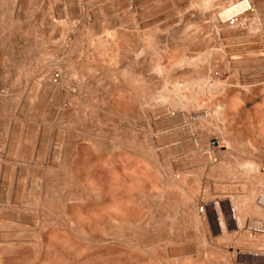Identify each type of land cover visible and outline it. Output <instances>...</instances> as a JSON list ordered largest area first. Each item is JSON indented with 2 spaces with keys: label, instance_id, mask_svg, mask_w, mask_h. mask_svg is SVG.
<instances>
[{
  "label": "rangeland",
  "instance_id": "rangeland-1",
  "mask_svg": "<svg viewBox=\"0 0 264 264\" xmlns=\"http://www.w3.org/2000/svg\"><path fill=\"white\" fill-rule=\"evenodd\" d=\"M7 2L8 3V1H10V0H0V4L2 5V2H3V5H2V7H4L7 3H5L4 4V2ZM12 1V0H11ZM9 2L10 3V5L9 4H7V5H9L8 6V8L6 9V8H2V7H0V18H1V20H0V32H1V38H0V48L2 49H0V83H2V84H4L3 86H2V84H0V86H2L0 89H1V91H0V102H4L5 103V101H7V100H5V94L7 93V95H9V99H10V97H12L14 94H16V95H14L13 96V98H12V100H14V101H18V99L20 100V99H22V98H24L25 96L27 97V95H32V93H34L33 92V89L32 88H30V89H28L30 86H29V84L31 83V81H32V79H33V77L34 76H36V75H34V74H38V73H40L41 74V72H43V73H45L44 71H46L47 72V74L45 73L44 75H46L45 77H49V76H51V77H53L52 79L50 78H47L48 80H46L47 82L49 81V80H52V81H49L48 83H50V82H53L54 83V85H59L58 83H59V79L64 75V73H67V75H68V73H70V72H72V70H76V74H80L81 75V70H83V67H84V69H85V71L88 73V75H86L85 76V78L87 79V81L89 82L90 80H92L93 79V75H95L96 73H94V72H89L88 71V69L86 68V66H83L82 67V64H81V62H77L75 65H68V63L65 61L66 60V57H67V53H69V51L71 52V50H68L67 49V51H66V47H68V45L70 44V47H69V49H71V48H77V46L79 45V43L81 42L82 43V41L84 40V39H87V37H90L89 35H93V36H95L93 33H95V32H97V34H100L104 29H105V27H103L104 26V23L106 24L105 26H107V28H108V26H110L111 25V27L113 26L112 24H114V23H112V22H115V24H117L116 22H119L117 19H122L124 22L123 23H125V21H126V19H128V20H130V19H133V17L135 18L134 20L137 22L138 20V18H137V16L135 15V13L134 12H130L129 14H127L126 15V13H123V11H125V8L121 11H119L117 14H118V16L119 17H121V18H118V17H116L117 16V14L116 13H114L115 15V18H117V19H115V18H111L112 16H113V14H112V12H111V10H112V7L111 8H108L107 10H106V8H104L103 9V12H102V8H98L99 10H101V13H104V14H99V11L97 10V8L95 9V12H96V14H95V16L97 15L98 16V14H99V16H101V17H97V20H94L93 22H92V27L88 24V21H87V23H86V20H87V16H84V15H86V12H84L85 10H86V8H85V6H82V7H79V8H82V9H80V11L82 10L83 11V9H85L83 12H82V18H83V20H84V22H82V24H80V25H82V26H84V27H81L80 25H78L79 26V28H78V26H76V25H74V23H73V29H72V27H71V25H72V22L73 21H69V20H67L66 18H64V21H66V22H64L63 21V23H57L58 25H61V26H66V27H61V26H58L56 23H53V24H47V23H42V21H41V23H42V26H40L41 25V23H40V20L38 21V20H36L35 18H34V14L35 13H37V10L39 9L42 13H40V11H38L39 13H37V15H43V14H48L47 15V17L51 14V16H56V15H61V14H63L61 11H59L58 10V7H56V6H54V2H55V0H50L51 1V3H49L48 2V0H39V1H41V2H35V1H38V0H34V2H33V0L31 1V0H28L29 1V3L27 2L26 3V1L27 0H22V2H25V3H23V7H24V5H28V7H24V8H22V10H21V13H23L22 11H25L23 14H21V13H19V19H15V21H12L14 18H15V15L13 14V12H12V10H13V7L12 8H10V6H13V2L15 1V0H13V2ZM42 1H45V2H42ZM47 1V2H46ZM54 1V2H53ZM80 0H77V2L74 0V3L76 2V3H78ZM153 1V0H152ZM152 1H150V5L149 6H151L150 8H151V16L153 17V19H152V17L150 16V19H151V23H150V28H149V31L151 30V32H149L150 33V36L151 37H155L156 38V40H154V42L156 41V44L158 43V42H160L161 40H163V43H162V41H161V43L159 44L158 43V45H160V46H158L159 47V51H157L158 50V47H155V46H157V45H155V43L154 44H152L153 45V47L152 48H154L155 47V50H156V52H159V54L158 53H156V58H155V54L153 53V51H155L154 49L153 50H151V53H150V57H148V58H150V61H151V66H153V68H154V66L156 65V70H155V72H159V70L157 69L158 68V66L161 64H163V61H164V59H165V62H164V66H165V63H166V60H167V63H170V61H177V59H178V57L176 56L175 57V55H178V56H180L181 54L182 55H184L185 54V52H184V50L186 51V59L187 60H189L188 62H193V60H196V59H198L197 57H199V56H197L198 55V53L200 54V56H201V53L200 52H198L197 53V51L198 50H196V46L194 45V43H191L189 40H187V39H184V37L182 36V34H181V28H183V26H185V25H189L190 24V27H193V26H196V27H198V26H200V24H209L210 22H212L211 20H210V18L209 17H206V18H209V20L208 19H206L205 21H203L204 19H202V18H199L200 16L198 15L199 13H197L198 12V10H197V8H195V7H193V6H198V0H156V2L158 3H156V7L153 5V4H155V3H153ZM162 1H164V2H162ZM168 2V3H166V2ZM171 1V2H170ZM195 1H197V2H195ZM220 1V0H219ZM222 1H224V0H222ZM222 1H220V2H218L217 1V4H216V1L213 3V9L215 10L216 8L219 10V7L221 6L220 4H222L223 2ZM57 3H58V1H56ZM170 2V3H169ZM194 2H195V4H194ZM35 3V4H34ZM38 3V4H37ZM41 3H43V4H41ZM75 3V5H77ZM152 3V4H151ZM159 3H161V4H159ZM166 3V4H165ZM192 4V6H191V4ZM224 3H226V5H229V0H227V1H224ZM224 3L222 4V6L224 5ZM228 3V4H227ZM31 4H33V6L31 5ZM48 4H51V6L50 5H48ZM79 4H80V6H81V4H82V0L79 2ZM78 4V5H79ZM164 4V5H163ZM189 4V5H188ZM197 4V5H196ZM220 6H219V5ZM0 5V6H1ZM7 5H6V7H7ZM38 6V8L36 9L35 8V6ZM42 5H45V6H43V7H41ZM48 5V6H47ZM167 5H172L171 7L170 6H168L167 8H166V6ZM175 5V6H174ZM159 6H160V8H159ZM164 6H165V8H164ZM188 8H187V7ZM191 6V7H190ZM217 6H219V7H217ZM221 6V7H222ZM30 7L32 8V10H30ZM41 9H40V8ZM47 8V9H45V8ZM52 8L53 9V11L54 12H56L55 14H52V12L53 11H51V9L50 8ZM53 7H55V8H53ZM173 7V8H172ZM177 7V8H176ZM185 9H184V8ZM190 7V8H189ZM216 7V8H215ZM28 8V9H27ZM49 8V9H48ZM155 8V10H153L152 11V9H154ZM163 9V10H160V9ZM187 8V9H186ZM24 9V10H23ZM26 9V10H25ZM35 10V12H34V10ZM58 10V11H55V10ZM111 9V10H110ZM158 9V10H157ZM196 9V10H195ZM217 9L215 10V11H217ZM5 10H7V11H5ZM29 10V11H28ZM43 10H45V11H47L48 10V13L47 12H45L44 13V11ZM97 10V11H96ZM161 12H160V11ZM177 10V11H176ZM193 10V11H192ZM212 10V9H211ZM210 10V11H211ZM214 10H212V12L211 13H214L215 11ZM26 11H27V13H26ZM32 11V12H31ZM110 11V12H109ZM114 12L116 11V10H113ZM165 11V12H164ZM171 11V12H170ZM185 11L187 12V13H185ZM209 11V12H210ZM214 11V12H213ZM31 12V13H30ZM59 14H58V13ZM160 12V13H159ZM180 12H181V14H180ZM189 12V13H188ZM4 13V14H3ZM11 13L13 14V15H11ZM107 13V14H106ZM112 15H111V14ZM153 13H155V14H153ZM156 13H158V14H156ZM162 13H164V14H162ZM29 14H31V16L29 15ZM34 16H33V15ZM109 17L110 15V17L108 18L106 15ZM124 14L126 15V17L124 16ZM133 14V15H132ZM170 14V15H169ZM208 14H210V13H208ZM262 14L263 15H260L261 17H262V19H263V21L261 20V22H262V29H263V37H264V26H263V22H264V9H262ZM3 15V16H2ZM103 15H105V16H103ZM121 15V16H120ZM155 15V16H154ZM156 15H157V17H156ZM180 15H181V17H180ZM183 15V16H182ZM186 15V16H185ZM44 16H46V15H44ZM51 16H49V17H51ZM62 16H64V14L62 15ZM124 16V17H123ZM129 16V17H128ZM130 16H131V18H130ZM136 16V17H135ZM166 16V17H165ZM193 16V17H192ZM85 17H86V19H85ZM105 17V18H104ZM123 17V18H122ZM170 17V18H169ZM175 17V18H174ZM261 17H260V19H261ZM33 18L36 20H34V21H32L33 20ZM105 20V19H107V20H105L104 22H103V20ZM130 18V19H129ZM163 18V19H162ZM66 19V20H65ZM113 19V20H112ZM114 19L115 20H117V21H114ZM165 19V20H164ZM182 19V20H181ZM190 19V20H189ZM201 19H202V21H201ZM18 20H19V22H18ZM22 20V21H21ZM24 20V21H23ZM28 20H31V21H28ZM100 21V22H97V23H99V25L96 23V21ZM112 22H111V21ZM122 20H120V21H122ZM127 20V21H128ZM155 22H154V21ZM193 20V21H192ZM25 21H26V23H25ZM27 21L29 22V23H31V24H29V23H27ZM38 21V22H37ZM127 21H126V23H127ZM133 21V20H132ZM169 21V22H168ZM190 21V22H189ZM1 22H3V23H1ZM14 22H15V24H14ZM68 22V23H67ZM103 24H102V23ZM129 22H131V20L129 21ZM129 22L127 23L128 25H135V23H130L129 24ZM134 22V21H133ZM160 22V23H159ZM182 22V23H181ZM186 22V23H185ZM207 22V23H206ZM23 23H25V24H23ZM34 25H33V24ZM71 23V24H70ZM94 23V24H93ZM111 23V24H110ZM194 23H196L197 25H195ZM30 25V27L31 28H33L34 26L36 27L37 26V28H36V31H35V29L34 30H30V27H29V25ZM43 24H44V26H43ZM55 24L57 25V27L55 26ZM65 24H67V25H65ZM83 24H85V25H83ZM100 24H102V25H100ZM178 24H180V26L178 25ZM192 24V25H191ZM261 24V23H260ZM13 25V26H12ZM22 25V26H21ZM46 25H49V27H47ZM50 25H52V27H50ZM95 25V26H94ZM133 25V26H134ZM153 25V26H152ZM175 25V26H174ZM211 25H212V23H211ZM3 26V27H2ZM7 26V27H6ZM14 26H15V28H14ZM20 26V28H18ZM26 26H28V27H26ZM55 26V27H54ZM88 26L89 27V29L88 30H86L87 28L86 27ZM158 26V27H157ZM179 26V27H178ZM9 27H12V28H9ZM27 29H25V28ZM41 29H40V28ZM43 27H47V29L46 30H44L45 28H43ZM61 27V28H60ZM91 27V28H90ZM97 27V28H96ZM100 27V28H99ZM101 27H103V28H101ZM178 27V28H180V29H177V31L175 30L176 28ZM3 28H5L6 30H4ZM23 28V30H19V29H22ZM29 28V29H28ZM48 28H50L49 29V31H47L48 30ZM75 28V29H74ZM82 28V29H81ZM83 28H85V31H84V29ZM97 29V31L95 30V29ZM98 28L100 29V30H98ZM110 28V27H109ZM151 28H153V31H155V32H152V29ZM171 28H173V30H170ZM195 28V27H194ZM1 29H2V31H1ZM11 29V30H10ZM13 29V30H12ZM16 29V30H15ZM17 29L19 30V31H17ZM39 29V30H38ZM51 29H53V30H51ZM54 29H56V30H54ZM59 29H62V30H59ZM91 29V30H90ZM191 29H193V28H191ZM197 29V28H196ZM30 30V31H29ZM43 30L44 31H46L47 32V36L49 37H44L45 36V34H46V32H44L43 34H40V32L42 33L43 32ZM58 30H59V32H58ZM69 30V32H67ZM76 32V30H78V31H80V32H78V34L79 33H81V37H82V39H81V37L79 36L78 37V34H75V32ZM164 30V31H163ZM179 30V31H178ZM195 29H193V31H194ZM8 31V32H7ZM40 31V32H39ZM50 31H52V32H50ZM57 31V32H56ZM73 31V32H72ZM81 31H83V32H81ZM89 31H91V32H89ZM157 31V32H156ZM33 32V33H32ZM34 32H37V34L41 37V39H40V37L37 35L36 36V33L34 34ZM49 32V33H48ZM54 32H56V34L60 37L59 39H58V36H56L57 37V39H55L56 37H55V33ZM85 32V33H84ZM89 33V35H87L88 33ZM93 32V33H92ZM100 32V33H99ZM166 34H165V33ZM169 32V33H168ZM262 32H261V34H262ZM20 33H24V35L25 34H27L26 36H25V38H23V36L24 35H22V34H20ZM63 33V37L61 38V34ZM68 33V34H67ZM77 33V32H76ZM84 33V35L82 36V34ZM91 33V34H90ZM152 33H153V35L155 34V33H157L155 36H152ZM160 33V34H159ZM168 33V34H167ZM12 34L14 35L13 37H12ZM54 34V35H53ZM60 34V35H59ZM67 34V35H66ZM86 34V35H85ZM96 34V33H95ZM158 34H159V36H158ZM162 34V35H161ZM164 34V35H163ZM180 34V35H179ZM19 35H21V36H19ZM33 35H35L36 37H38V40H37V38L35 39V40H33L34 38H35V36L33 37ZM42 35V36H41ZM50 35H51V38H50ZM53 35V36H52ZM73 35H75L74 37H73ZM91 35V36H92ZM176 35V36H175ZM27 36L30 38V39H32V41L31 42H33V41H39L40 42V40L42 41V43L40 42V46L38 45V47H37V45H36V43H39V42H33V43H31V44H33V46H34V48H32V47H29L28 45H30L31 46V44H29L30 43V40L29 39H27L26 40V38H27ZM65 36V37H64ZM66 36H70V37H72V38H75V39H81V41L80 42H78L79 40H75L74 39V41H73V43L71 44V43H69L68 41H67V43L68 44H66L65 43V41L64 40H62L63 38H65L66 39ZM156 36H158V39L160 38V40L158 41V39H157V37ZM179 36H180V38H179ZM4 37V38H3ZM18 37V38H17ZM32 37V38H31ZM54 37V38H53ZM84 37V38H83ZM178 37V38H177ZM183 37V38H182ZM250 37V39H251V37H253V36H248L247 38H249ZM17 38V39H16ZM20 38H23V39H25V42L27 43V44H25V42H24V40H23V42H22V40H21V42L22 43H20ZM46 40H45V39ZM155 38H152V39H155ZM162 38V39H161ZM178 39V40H175V39ZM241 39V40H239L240 41V43L241 42H243V44L241 43V46H240V43L239 42H234V43H232V45L234 46V50H232V52H234V53H236L235 55H234V53H232L234 56L233 57H236V59H238L237 61L242 65V63H244V60H242V58L243 57H245V56H249L248 55V53L250 52L249 50L251 49V46H250V42H248V39ZM254 38V37H253ZM252 38V39H253ZM44 39V40H43ZM49 39H53V40H49ZM180 39H184L183 41H184V44H183V42H182V40H180ZM249 39V40H250ZM2 40H3V42H2ZM19 41V42H17V41ZM29 40V41H28ZM167 41V43H166V41ZM244 40V41H243ZM245 40H246V42H245ZM46 42V44H49V45H51V44H53V45H51V46H44L45 44V42ZM53 41H54V43H53ZM59 41L61 42L59 45H61V44H64L65 45V47H64V45H61V48L62 47H64L63 49H64V51H63V49L61 50V48H59V47H57L56 46V44L55 43H59ZM64 41V43H62ZM171 41V42H170ZM177 41V42H176ZM179 41V42H178ZM181 41V42H180ZM2 42V43H1ZM44 42V43H43ZM49 42H51V44L49 43ZM4 43V44H3ZM10 43V44H9ZM20 43V44H19ZM75 43L77 44L78 43V45H75ZM133 43H135L134 41H133ZM166 43V44H165ZM177 43H179V44H177ZM182 43V44H181ZM188 45L189 44V46H187L186 44ZM191 43V44H190ZM214 43V42H213ZM213 43H211L212 45H214ZM237 43L239 44V45H237ZM4 46H3V45ZM13 44V45H12ZM16 44V45H15ZM36 45V47H35V45ZM42 44H44L43 46L44 47H46L45 49H43L42 50V48L43 47H41L42 46ZM175 44H177V46L178 47H173L172 45H175ZM193 44V45H192ZM245 44V45H244ZM10 45V46H9ZM14 46L15 47V50H14V47H12V46ZM19 45V46H18ZM26 45H27V48L29 47V49H27L26 48ZM56 46L54 49H57V50H59V51H63L62 52V54H60L59 56H63V57H60V58H58L59 56L57 55L58 53H60L59 51H57L58 53L56 54L54 51H56V50H54L53 51V47L52 46ZM165 47V45L167 46L165 49H161V48H164L163 46ZM182 45V46H181ZM184 45V46H183ZM186 45V46H185ZM76 46V47H75ZM172 46V47H171ZM192 46H195V47H192ZM242 46H244V49L242 48ZM9 48V50L11 49L12 51V53L8 50V48ZM11 47V48H10ZM25 49H24V48ZM52 47V48H51ZM181 47H187L186 49H183V53H182V48ZM235 47H236V49H237V47H238V50H236L235 49ZM13 48V49H12ZM30 48H32V49H30ZM36 48V50H39V51H37L38 53H43V54H40V55H44L45 54V56L48 54L49 56H51L53 53H55L57 56H51V58L52 57H56V58H58V61L55 59V60H53V58H52V60H49L50 59V57L48 58L47 56L45 57V58H43V57H41L40 56V59L42 58V62H40V60H39V54H37V53H32L31 52V54L29 53L31 50L32 51H34V49ZM38 48V49H37ZM40 48H41V50H42V52L40 51ZM49 49V51H50V48H51V51H53V52H49L48 51V49ZM151 48V49H152ZM169 48H170V51H172V53L174 52V50L176 49V48H178V51H177V49H176V51H175V55H174V58H175V60H174V58L172 59V58H170V56H172L171 54V52L169 51ZM171 48H173L172 50H171ZM175 48V49H174ZM189 48V49H188ZM191 48V49H190ZM192 48H194V51H193V49ZM249 48V49H248ZM4 49H6V50H4ZM22 49H23V51H22ZM27 49V50H26ZM168 49V52L169 53H171L170 54V56H167V53L168 52H165L164 50H167ZM242 49V50H241ZM4 50V51H3ZM8 50V51H7ZM13 50H14V53H13ZM28 50H30L29 52H28ZM35 50V51H36ZM75 50L76 49H74V51H73V53L75 52ZM164 51L165 52V55H164V52H162V51ZM192 50V51H191ZM215 51H217L218 49H214ZM214 50H212V52L214 51ZM239 50H241V51H239ZM246 50H247V53H246ZM34 51V52H35ZM45 51V52H44ZM46 51H48V52H46ZM179 51H181V52H179ZM211 51V50H210ZM239 51V52H238ZM243 51H245V53L247 54H245ZM8 52V53H7ZM23 52V53H22ZM66 52V53H65ZM176 52H179L178 54H176ZM188 52H190V53H197V54H188ZM212 52H210V54H213L214 56H215V52L214 53H212ZM218 52V51H217ZM240 52H241V54H240ZM17 53V54H16ZM27 53V54H26ZM29 53V54H28ZM47 53V54H46ZM64 53V54H63ZM72 53V52H71ZM162 53V54H161ZM168 53V54H169ZM21 54V55H20ZM25 54V55H24ZM37 54V55H36ZM55 54H53V55H55ZM174 54V53H173ZM180 54V55H179ZM203 54V53H202ZM243 54V55H242ZM245 54V55H244ZM19 57H18V56ZM29 55H34V57H35V55H36V57L38 58V60H39V62L41 63H39V65L37 66V63H38V61H37V59L36 58H33V57H31V56H29ZM152 55V56H151ZM157 55H159V57H160V62L158 63H154V61H156L155 59H157ZM161 55V56H160ZM180 56L181 58L183 57V56ZM190 55V56H189ZM193 55V56H192ZM195 55H196V58H195ZM237 55V56H236ZM240 55V56H239ZM165 56H167V58L165 57ZM188 56V57H187ZM216 56L218 57V55L216 54ZM25 57V58H24ZM189 57H194L193 58V60H192V58H189ZM221 57H223V56H221ZM219 58L221 61H223L224 62V57L223 58ZM170 58V59H169ZM211 58H213V57H211ZM241 58V59H240ZM21 59V60H20ZM35 59H36V61H35ZM52 61V62H54L53 63V66L55 67V68H57V70L54 68V70H53V67H52V63H50V65H49V61ZM59 59L61 60V62H63L62 63V65H60L61 64V62L59 61ZM159 59V58H158ZM161 59H163V60H161ZM172 59V60H171ZM191 59V60H190ZM218 59V60H219ZM13 60V61H12ZM35 62H34V61ZM43 60H46V61H43ZM63 60V61H62ZM219 60V61H220ZM240 60H242L243 62L241 63L240 62ZM22 61V62H21ZM28 61V62H27ZM56 61L57 62H59L58 64H56ZM157 61H159V60H157ZM4 62V63H3ZM31 62V63H30ZM37 62V63H36ZM47 62V63H46ZM66 62V63H65ZM195 62V61H194ZM11 65H10V64ZM17 63V64H16ZM18 63H20L19 65H18ZM22 63V64H21ZM174 63V62H173ZM16 64V65H15ZM24 64V65H23ZM31 65V67H30V65ZM32 64H33V66H32ZM46 64H48L47 66H44V65ZM66 66H65V65ZM158 64V65H157ZM171 64H172V62H171ZM175 64V63H174ZM182 64V63H181ZM180 64V65H181ZM239 64V65H240ZM3 65V66H2ZM41 65V66H40ZM55 65H57V67L55 66ZM160 65V66H161ZM167 65V64H166ZM178 65L177 66V68L179 69V71H178V69H173V71L175 72H178V74L176 75L173 71H172V65H171V67H170V65H167V66H165V67H168L169 69H171V70H169V71H172L171 73L169 72V71H167V69H166V71L167 72H169L170 74H172V75H170L169 73L167 74V72H166V75L167 76H165V71H162V72H164V75H163V73L160 71L159 72V76L161 77H159V78H156V79H161V80H156L155 78H154V81H155V83H154V81H153V83L151 82V84H150V87H146V88H150V92H152L153 91V93H154V95H158L159 93H162V94H164L165 92L167 93V91L171 94V92L173 93L174 92V88H176V87H178L179 86V88H177L178 89V91L180 92H178L177 90H176V92H174L172 95H171V97L173 96V98H170V100H172L173 101V99H174V97L176 98V99H180V98H182V99H180V100H182L181 102H182V104H186L185 106L187 107V106H189V109H187L185 106V108L186 109H176L175 111H179V112H181L182 111V113L185 115V116H187V114H188V112H187V110H192L193 108H194V106H195V108H199V107H197V104L200 106V105H202L203 103H204V105L203 106H201V108H205V107H207V109H209V106L212 108L213 106L214 107H216V109H219V110H221V111H225V108H227L228 107V103H226V104H224V106L222 107H220L218 104L219 103H217L216 104V100H218L219 99V97L217 98V96H214L215 94H214V92H209L208 94H204V93H202V92H204L203 90H200V88H199V86H196V85H198L197 84V82L195 81V80H190V78L192 79V78H197L196 80L199 82V80H201V79H199V77H201L199 74H197V76H199V77H195L194 76V74L196 73L195 71H193L192 72V70H190L193 74H191V72H188L189 70H187L186 68H184L185 67V65ZM21 67V66H23V69L22 68H20L19 69V67ZM26 66V67H25ZM38 68H37V67ZM44 66V67H43ZM52 68V69H49L50 67ZM63 66V67H62ZM65 66V67H64ZM68 66L70 67V68H68ZM174 66H176V65H174ZM28 67V68H27ZM30 67V68H29ZM33 67H36V69L34 68V70H33ZM41 67V68H40ZM48 68V70H50L49 72H48V70H46L45 68ZM58 67H59V70H58ZM163 67V66H162ZM161 67V68H162ZM180 67V68H179ZM63 68L65 69L64 71H66V72H63ZM75 68V69H74ZM152 68V67H151ZM153 68H152V71H153ZM164 68V67H163ZM223 68H225V67H223ZM31 69V70H30ZM38 69H40L39 70V72L37 71ZM42 69V70H41ZM67 69H70V70H67ZM19 70V71H18ZM28 70V71H27ZM44 70V71H43ZM56 70V71H55ZM63 72H61V71ZM158 70V71H157ZM181 70H185L184 72H188V75L186 74V73H184L183 71L181 72ZM187 70V71H186ZM5 71V72H4ZM15 71V72H14ZM33 71V72H32ZM38 73H37V72ZM55 72L54 74H53V72ZM58 71V72H57ZM68 71H70V72H68ZM11 72V73H10ZM18 72H20V73H18ZM25 72V73H24ZM31 72H32V74H31ZM51 72H52V74H51ZM61 72V74H62V76L60 77V75L61 74H59ZM154 71H153V74L155 73ZM207 72H208V70H207ZM23 73V74H22ZM29 74V75H27V74ZM43 73H42V75H43ZM49 73V74H48ZM162 73V74H161ZM183 73V74H182ZM190 73V74H189ZM17 74V75H16ZM25 74V75H24ZM31 74V75H30ZM51 74V75H50ZM156 74V73H155ZM185 74V75H184ZM5 75V76H4ZM9 75V76H8ZM32 75H33V77H32ZM39 75V74H38ZM38 75L36 76V77H38ZM43 75V76H44ZM48 75V76H47ZM66 75V76H67ZM168 75H170V76H168ZM187 75V76H186ZM191 75V76H190ZM208 75V74H207ZM13 76H15V77H13ZM28 76V78H26ZM32 78H30V77ZM40 77H41V75H39ZM66 76L64 75L63 77H62V79L64 78V80H65V78H66ZM162 76L165 78V77H167V78H165L166 80H164L163 78H162ZM174 78V80L176 79L177 81H174V80H172L173 78ZM186 76V77H185ZM2 77V78H1ZM22 77V78H21ZM27 79H25V78ZM36 77L33 79V80H35L36 79ZM55 77V78H54ZM60 77V78H59ZM155 77H158L157 75L155 76ZM171 77V78H170ZM180 77V78H179ZM183 78V81H181L182 80V78ZM207 77V76H206ZM210 78H214L213 77V75H212V77H211V74H210V76H209ZM18 78H20L21 80H19ZM178 78V79H177ZM187 79V81H186V79ZM3 79V80H2ZM14 79V80H13ZM45 79V78H44ZM170 79V80H169ZM185 79V80H184ZM208 79V78H207ZM7 82H6V81ZM15 80H17V81H15ZM25 82H24V81ZM28 80H30V81H28ZM171 81V83H172V81H174V82H180V84L181 85H179V84H175V86L176 87H172V85H171V83L169 82V81ZM179 80V81H178ZM191 81V85L189 84V81ZM211 80V79H210ZM36 81V80H35ZM208 81V80H207ZM4 82H6V83H4ZM19 82H20V84L22 85H20L19 84ZM24 82V83H23ZM29 82V83H28ZM159 84H158V83ZM162 82V83H161ZM173 82V83H174ZM13 83H14V85H13ZM16 83V84H15ZM27 83H28V85H27ZM53 83H51V84H53ZM156 83H157V85L158 86H156ZM166 83H169L167 86H165V85H163V84H166ZM187 83V84H186ZM193 83H194V85H193ZM196 83V84H195ZM8 86V88H9V90L7 91L4 87H6V85ZM19 84V85H18ZM25 84V85H24ZM154 84V85H153ZM183 84V85H182ZM10 85V86H9ZM11 85H12V87H13V89L11 88ZM136 85H137V83H136ZM24 86V87H23ZM28 86V87H27ZM147 86V85H146ZM148 86H149V84H148ZM162 86V87H161ZM174 86V85H173ZM14 87H15V90H14ZM17 87V88H16ZM135 87V84H134V86H133V88ZM137 87V89H136V91L138 90V88H140V89H142V87H139V85L138 86H136ZM135 87V88H136ZM157 87V88H156ZM163 87L165 88V89H167V91L164 89V90H162L163 89ZM192 89V92H193V94H194V92L195 93H197V95L195 96H193L192 95V92H191V90H190V88ZM211 87H213V86H211ZM7 88V89H8ZM145 88V87H144ZM170 88H172V89H170ZM5 89V90H4ZM10 89H11V91L13 90L14 91V93L13 92H11L10 91ZM23 89H25V90H23ZM27 89H28V92H27ZM56 88H54V90H55ZM196 89V90H195ZM19 90H20V92L22 93V95H20V92H19ZM30 90H31V92H30ZM53 90V89H52ZM145 90V89H144ZM155 90H158V93H155L156 91ZM195 90V91H194ZM7 91V92H6ZM16 91V92H15ZM24 91V92H23ZM26 91V92H25ZM57 91V90H56ZM135 91V90H134ZM142 90H140V92H138L139 94L141 93L142 94V92H141ZM146 91V93H148L149 91H147V90H145ZM161 91V92H160ZM165 91V92H164ZM188 93H187V92ZM4 92V93H3ZM11 93V96H10V94H8V93ZM30 92V93H29ZM55 92V91H54ZM134 93V95L135 94H138V93ZM182 92V93H181ZM13 93V94H12ZM25 93V94H24ZM143 93H145V92H143ZM177 93H179V95L177 94ZM201 93L203 94V96L201 95ZM205 93H207L206 91H205ZM25 96H24V95ZM57 93H54V94H52V91H51V97H49V101H45L43 98L41 99L40 97H35V99H33L32 97H34V95L31 97L32 98V100H31V98L30 99H28L29 98V96H28V98L26 99V98H24V99H22L23 101H21V102H25L26 103V101H27V104H26V106H30L29 108L28 107H24L25 106V104L24 103H22V105H21V103L19 104V102L20 101H18V103H16V102H14V101H12L11 99V101H12V103L10 102V104H12V106L10 105V104H6L5 106H3L4 105V103H2V104H0V108L3 106L4 107V109L6 108V106H8L5 110L3 109V112H4V114H3V112H2V110H0L1 112H0V114H2V119H4V118H6V119H4V120H6V121H4V120H2L1 118V120H0V129H2V131L3 132H1V134H5V137H6V135L8 134V132H10L11 130H12V127H11V124L13 125L14 123L16 124H19V125H23L22 127L21 126H18V127H21L22 129L21 130H19V128L18 127H16L17 129L16 130H18V131H16V133H18V135H20L19 136V141L21 142V140H23L22 142L23 143H25V147L24 146H22V144L20 143V148H22V150H23V148L25 149L26 147H28L27 149H29V151L27 150V149H25L27 152H29V154L27 153L26 154V156L27 155H30V157H33V156H35V160L33 159V158H30L29 156H27V158H28V161L29 162H33V161H35V162H33V163H38L37 165L36 164H30L28 161H27V158L25 157V152H23L18 146H17V150L18 151H16V152H14L16 149H14L13 150V147L14 146H12L11 147V145H10V139L12 138H10V136H11V132L9 133V135H7L9 138V142L8 141H6L4 138H3V136L2 137H0V138H2V139H4V140H2L1 139V142L0 143H2L3 144V142L6 144V146L7 147H5V150L4 149H0V150H2V151H6V152H8V154L6 153V155H5V153L4 152H0V164L2 165V163H3V167H1V165H0V187H3V185H1V183H5L4 185H5V187L3 188V190L2 191H5V192H2L1 193V191H0V201H2V202H0V205H1V203H3V205H4V208L6 207V208H8V209H6L5 211H12V210H14V208H16L15 206H11V205H16V203L14 202V201H16V198L17 199H19L17 202L18 203H23V205H24V207L25 206H30L31 204H33V205H31V207L29 208L28 207V209L27 208H24V207H22L23 209H26L28 212H30L31 211V209H32V207L33 208H35L34 210L32 209V211L34 212L35 210V212H37V215H36V213H34L33 214V212L31 211V213L36 217V219L38 220V228H37V231H36V229H35V231H33L34 230V228L31 226L29 229V231L28 230H25L26 232H28V233H26V232H24V231H22V230H19V227H17V226H19V225H16L15 223V225L13 224V223H11V224H13V225H11L10 224V227H7V224H6V227L7 228H5V229H1V228H3L2 226H1V222H0V229H1V231H0V233H1V235H5V231H8L7 232V234L9 233V232H11L10 233V235H12V233L14 234V235H12V238H10V235L8 236L10 239H12V240H8V241H2V240H0V244H6V243H9V245L10 244H12L11 246H9V249H12V250H10L9 251V249H7V251H5V250H3L4 248H6V246L5 245H0V248L2 247H4L3 249H0V251L1 250H3V253H0L1 255V257L2 258H0V261L2 260V261H4V263L5 264H264V254H263V252H264V232H259V231H257V230H255L254 228H248V226H247V223H249L250 221H251V219L252 218H256V217H252L253 215V213H252V210H250L249 212H247L249 215H251L250 216V219H248L249 218V215H247V213H246V217L244 216V217H241L240 216V209L242 208V209H245V208H248V207H250V208H252V207H254L253 206V204L255 205V208L257 207L258 208V201H256L254 198H251V197H248L249 198V200H250V198H251V200H250V202H246L248 199H244L243 198V202H241V199H238V198H241V196H239V197H236V199H234V200H232L233 202H230L229 204H228V206L227 207H229L230 205V207L229 208H236L235 210H234V208H233V212L236 214L237 213V215H236V217L237 218H235L234 219V223L235 224H237L239 227H240V229H237L236 231H228V229H227V231H223V233H225L224 235H223V233L221 234V233H214V225H216L215 224V222L217 223V221H219V222H221V220L223 219V217L225 216V213H223L224 212V209H223V207H220L221 206V204L219 203V202H217V195L219 194V192H221V190H223V192L222 193H225V192H237V191H239V192H241L242 190L243 191H245V192H247L246 194L248 195V196H253V197H255L254 195H256L255 193H254V191H253V193H251V191L252 190H257L258 189V184L260 183V181L261 180H259V179H261L262 178V180H263V168H264V145L263 146H259V147H257V149H255L256 150V152H255V150H253V149H249L248 148V150H246L247 148L246 147H244L243 146V148H242V145L240 146V144L241 143H238V142H241L242 141V136L241 135H239V133L236 135V133H232V136H230V139H231V141H234V142H232L233 144H232V146L234 145V147H232V149L235 151H233L231 148L229 149V150H216L215 152H213V153H215V155L213 154H210L211 152L209 151V152H207V150H209V146H210V144H209V139H211V137H215V135H216V131L218 130V129H216V130H214V127L215 128H222V129H225L224 127H222V125H221V123H219L220 124V127H216V125L214 124V126L212 125V124H210V123H207V124H205V126H204V124H203V126L201 127V126H196L197 127V130H196V132H195V130L193 129V128H195V127H191V130L193 129L194 130V132H195V136H196V140L194 141V140H192L191 141V143L190 142H185V141H187V140H185L186 138H183L184 140H182L181 138H179V140H176V139H178V138H174V140H173V138H172V140H170V141H168V139H163V140H161L162 141V143H161V141L160 142H158L157 143V141H155L156 139V137H154V135L155 134H157V133H159L161 130V132H163V131H165V129H166V125H165V122H167V121H169V120H167V119H163V120H161V118H163V116H155V117H153L152 115L149 117V115H150V111H146L147 112V118H150V120H146L145 118V115H146V112L144 111V113H145V115H143L144 113L142 112V111H140V113L138 112V114H140L139 115V118H140V116H141V118H142V115H143V117H145V118H143L144 120V122L142 121V125H141V121H140V119H138V114L133 118L134 119V122H133V119H132V122L131 123H136L135 125L134 124H131L130 123V121L129 122H127L128 124L130 123L131 125H128L127 123L125 124V122L123 123V121H125V120H123V118H119V119H121L122 120V123L118 120V118H116L115 119V121H114V119L112 118V117H110V118H107L108 116L106 115H104L105 116V118H104V116L103 115H101V117H99V119L95 116H93L94 118H96L95 120H94V118H93V120H92V118H91V120H90V122H97V124H98V122L99 121H105V120H103V119H106V121L104 122V124H103V122H101V123H99L98 125L95 123H90L89 122V120H87V121H85V123H87V125L88 126H86L85 128H87L86 129V131H90L91 133H93V134H91L90 132V134H91V136L92 135H94V136H92V138H95L94 140H98L99 138H101V143L99 142V141H97V142H99L100 144H102L103 142H102V139L103 138H106V141H105V139H104V141L105 142H107V143H109V144H107V143H105V146L106 145H109V146H111V145H113L114 147H116V148H118V149H116V148H112V147H108V146H106V147H108V148H110V151L112 150V151H114L113 153H115V152H118L119 151V149L120 150H122L121 148H123L124 146H126V145H128V146H130V145H132L133 144V148L135 147V146H137V147H139L140 145L143 147H141L139 150H137L136 148H134V150H132L133 148H129L128 146H126V147H124V150H126V151H128L129 153H131V154H135V155H133L134 157H135V159H133L134 157L132 156V159H130V158H127V161H129L130 160V166L132 165V164H134V170L133 171H135V173H136V175H138V177H140V182L138 183H136V186L134 187V190H133V197H132V207L130 206V209L131 210H133L134 211V219H135V221H138V220H142V219H145V220H142L141 221V226H140V224L139 225H137L135 228L133 227V229L132 228H128L127 227V229L126 228H122V229H120V227L118 228V229H115V230H110L107 234H106V236L104 235V240H107L108 242H106V243H108V244H105V245H101L100 247L99 246H96V245H98V244H95L94 245V243L95 242H93V241H96L95 239H94V237L96 238V239H103L100 235H89V234H86V232L82 229L81 230V225H82V223L84 224V222L86 221L85 220V214H84V211H83V213H81L82 211H77L74 215H72V213L70 212V208H69V206L71 205L70 204V201H69V194H70V192L72 191V189H73V185H71V178H69V176H70V171H71V166H69V168H70V171L68 172V170H69V168H68V170H65L64 168H67V166L68 165H70V164H65V162H64V157H65V159H66V156H67V154L65 153V152H62L61 154H60V157H59V163H61V164H59V166H62V163L64 162V164H63V166H65V167H63L62 169L63 170H61V168L59 169V168H57V167H55V166H53L52 164H49L50 163V161H51V155H49V154H47L46 152L44 153L43 152V150H41V152H43L42 154L41 153H39V150L37 149H35L34 147H33V144L32 143H34V141H35V139L34 138H31V137H36V136H34V134H35V131H33L34 132V134H33V136H31L30 134L31 133H33V132H31V129L32 130H36V127L35 128H29V127H34L35 125H32V124H36V122H37V124H36V126H39V124L40 125H42V124H44V126H46V124H48L46 127H47V129L50 131L49 133V136H51V137H53V133H55V131L53 132V130H57V129H60L62 132H64L63 133V135H64V139L66 138V145H68V148H69V146L71 147V145H70V140H72L71 139V137L73 136V135H75L76 133H77V131H79L80 130V128H82L83 127V123H82V113L80 112V108H77V107H79V104L80 103H78L77 101H74L73 103H74V105H75V107H71V108H69V105L67 104V103H70V98H68L67 96L65 97V95H64V97L65 98H67L66 99V101H65V98L64 97H60V99L59 100H57L59 97H58V95L59 94H57ZM174 94H177L178 95V97H176L177 95H174ZM185 94V95H184ZM186 94H188V95H186ZM193 96V98H195L196 99V97H197V99H196V102L195 103H197V104H195V103H193V98H192V100H191V95ZM214 94V95H213ZM53 95H54V97L55 96H57V99L55 98L54 99V97H53ZM143 95V94H142ZM146 95V94H145ZM200 95V99L198 98V96ZM2 96H4L3 98H4V101H2L1 99H2ZM18 96V97H17ZM138 96V95H137ZM141 96V95H140ZM182 96V97H181ZM187 96L189 97V100H188V98H187ZM208 96V97H207ZM16 99H15V98ZM139 97V96H138ZM206 97V98H205ZM7 98H8V96H7ZM18 98V99H17ZM39 98L41 99L40 101L41 102H39ZM184 98V99H183ZM186 98V99H185ZM204 98V99H203ZM213 98V99H212ZM55 101H54V100ZM69 99V100H68ZM199 99V100H198ZM203 99V100H202ZM208 99V101L206 102V100ZM212 99V100H211ZM216 99V100H215ZM9 100V101H10ZM51 100V101H50ZM60 102L61 100V102H63V104L60 102L59 104H58V102ZM64 100V101H63ZM68 100V101H67ZM188 102H187V101ZM198 100V101H197ZM205 100V101H204ZM211 100V101H210ZM214 100V101H213ZM28 101L30 102L31 101V103H32V101H34L35 103H36V107L34 108V105H35V103H33L32 105H33V107L28 103ZM46 103V104H44V102ZM159 101V100H158ZM157 101V102H158ZM200 101V102H199ZM213 101V102H212ZM8 102V101H7ZM6 102V103H7ZM38 102V103H37ZM50 103V102H52V103H50L49 105H48V103ZM157 102H156V104L155 103H153V107H152V109H151V107H149V110H151V112H153L154 114L156 113H159L160 111L159 110H162V109H164V108H170L172 105H171V101H169V106L168 107H166L165 106V104H161L160 103V105H158L157 104ZM159 102H161V101H159ZM191 102V103H190ZM208 102H209V104H208ZM9 103V102H8ZM13 103H15L14 105H13ZM43 103V105H45V106H43V105H41ZM189 105H188V104ZM200 103V104H199ZM206 103V104H205ZM211 103V104H210ZM216 105H215V104ZM17 104H19L20 105V108H22V107H24V108H27L26 109V114L25 115H27L26 117H25V115L23 114V113H25L23 110H24V108L22 109V111H23V113L21 112V109L20 108H18V110H16V108L17 107H19V105L18 106H16ZM39 104V105H38ZM59 106H58V105ZM62 106H61V105ZM65 104V105H64ZM168 103H166V105H167ZM209 106H208V105ZM214 104V105H213ZM2 105V106H1ZM40 105L41 106H43V107H45L46 109H47V107L46 106H48V109H47V111H48V113H49V115H51V116H48V113H47V111L45 112V110H44V108L43 107H40ZM52 105V106H51ZM53 105H55L54 107H53ZM66 107L67 106V108L68 109H66V110H62L61 109V107H64V106ZM101 105H103V104H101ZM155 105V106H154ZM157 105V106H156ZM162 105V106H161ZM191 105V106H190ZM193 105V106H192ZM261 105V104H260ZM9 106H11V107H9ZM16 106V107H15ZM40 107V109H39V107ZM53 108H51V107ZM61 106V107H60ZM163 107V108H159V107ZM2 107V108H3ZM13 107L15 108L14 109V112H12L13 110ZM38 107V108H37ZM49 107L51 108L50 110H49ZM193 107V108H192ZM218 107V108H217ZM249 107H250V110H248L249 109ZM1 108V109H2ZM10 108H11V110H10ZM32 108H34V109H38L39 111H37V110H34V109H31ZM56 110H55V109ZM192 108V109H191ZM210 108V109H211ZM9 109V110H8ZM172 109V108H171ZM247 113L246 114H248V112L249 111H251V112H249V114H250V116L248 115H246V114H242V116H238L239 118H241L242 119V121H241V119H240V121H239V119H238V117H236V120H235V122L237 121L240 125H242L243 124V126H240V127H242L241 129L242 130H245V132L246 133H248V134H252V132H250V131H252V129L250 128L251 126H253L254 127V125L256 124V122H257V120L259 121L260 119H258L257 118V116H255L254 115V109H253V107H251L250 105H247ZM43 110V112H41V111ZM68 110V111H67ZM186 112H185V111ZM15 111H16V114L17 113H19V111H20V113L19 114H21V115H19V114H13V113H15ZM18 111V112H17ZM36 111V113L34 114V112ZM155 111V112H154ZM177 111V112H178ZM32 112H33V114H32ZM37 112H38V114H37ZM39 112H41V113H44V114H41V113H39ZM51 112V113H50ZM67 112V113H66ZM12 115H11V114ZM27 113H29V114H27ZM149 113V114H148ZM8 114V115H7ZM24 116H23V115ZM30 114H31V116L33 117V115H36L37 114V117L36 118H32L31 116H30ZM47 114V115H46ZM153 114V115H154ZM13 115H14V118H13ZM30 117H29V116ZM40 115V116H39ZM42 115H45L47 118H49L48 120H47V118L45 119ZM1 116V115H0ZM9 116V117H8ZM12 116V117H11ZM15 116H16V118H15ZM19 118H22V120H18L17 118L18 117ZM39 116V117H38ZM102 116H103V119L102 120H100L101 118H102ZM110 116V115H109ZM251 116H252V120H251ZM254 116V117H253ZM25 117V118H24ZM29 119H28V118ZM41 117V118H40ZM137 117V118H136ZM7 118H8V120H7ZM9 118H10V122H11V124L10 123H8L9 122ZM11 118H13L14 120V122L12 121V119ZM24 118V119H23ZM43 118V121L41 120ZM157 118H159L160 119V121H156V120H159V119H157ZM15 119H17V120H15ZM30 119H32V120H30ZM37 119V120H36ZM39 119V120H38ZM46 121H49V123H51V124H49L48 122L47 123H41V122H44L45 120ZM107 119H109L110 121H111V119H113L112 121H114L115 122V125L117 126H113L112 124H114V122L112 123V121H111V123H109V122H107L108 120ZM135 119H138V120H135ZM152 119V120H151ZM154 119V120H153ZM156 119V120H155ZM28 120H29V122H28ZM33 120L35 121V122H33ZM145 120H146V122H145ZM8 121V122H7ZM17 121V122H16ZM20 121H22L21 122V124H20ZM25 121V122H24ZM118 121V122H117ZM151 121H153V122H151ZM248 123H247V122ZM5 122H7L8 124H7V126H5ZM32 122V123H31ZM40 122V123H39ZM54 122V123H53ZM109 123V125H107V124H105V123ZM121 123V125H123V127L121 126V125H119L120 123ZM157 122V123H156ZM162 122H164L163 124H160V123ZM244 122V123H243ZM252 122V123H251ZM254 122V123H253ZM27 123V124H26ZM28 123H29V125L31 124V126H29L28 125ZM39 123V124H38ZM140 123V124H139ZM145 123V125H143ZM149 123V125H147ZM160 124L161 126H163V125H165V126H163L164 127V129L162 128H160V126L159 127H157V126H155V124ZM247 123V124H246ZM16 124V125H17ZM89 124H90V126H89ZM93 124V125H92ZM158 124V125H159ZM248 124L249 125H251V126H249L248 127ZM252 124H254V125H252ZM49 125H51L50 126V129H49ZM52 125H55V126H52ZM86 125V124H85ZM95 125V127H97L96 129H98V127L101 125V127L100 128H102L104 125V127L105 128H107V129H105V130H103L104 129V127L102 128V129H98L97 131H96V129L93 127ZM103 125V126H102ZM107 125V126H106ZM110 125H112V126H110ZM125 125V126H124ZM207 125V126H206ZM9 126V127H8ZM119 126V127H118ZM121 126V127H120ZM134 127L133 129L130 127V129L131 130H134L133 132L135 133V135H133L134 133L130 130V129H128V130H125V128L126 127ZM135 126H136V128H135ZM210 126V127H209ZM211 126H212V128H211ZM219 126V125H218ZM245 126H247L248 127V130L246 129V127ZM256 126V125H255ZM7 127H8V129H7ZM53 127H55V128H53ZM92 127V128H91ZM110 129H109V128ZM113 127H116V128H118V129H114ZM127 127V128H128ZM155 127H156V129H155ZM206 127V128H205ZM245 127V128H244ZM30 129V131H29V129ZM160 130H159V129ZM199 128V129H198ZM204 130H203V129ZM4 129V130H3ZM5 129H7V130H5ZM9 129H10V131H9ZM26 129V130H25ZM27 129H28V131H27ZM91 129V130H90ZM108 129H109V132H108ZM123 129V130H122ZM139 131H138V130ZM251 129V130H250ZM93 130V131H92ZM103 130V131H102ZM120 130H122V131H120ZM142 130V131H141ZM143 130L144 131H146L145 133L143 132ZM156 130V131H155ZM254 130V129H253ZM7 132V134L6 133H4V132ZM21 131V134L19 133ZM22 131H24V132H22ZM110 131H111V133H110ZM116 131V132H115ZM123 131H124V134H123ZM126 131L127 132H129V133H126ZM148 131V132H147ZM154 131V132H153ZM198 131V132H197ZM211 131V132H210ZM26 132L27 133H29V134H27V136H25L26 135ZM31 132V133H30ZM53 132V133H52ZM95 132V133H94ZM99 132H101V135L104 133V132H106V134H107V136H106V134L104 133L103 135H105V136H103V138H102V136L100 137V135H98V137L99 138H97V135H96V133H99ZM103 132V133H102ZM108 132V133H107ZM117 132H120V134H122V135H120L121 137L119 138L118 137V141L120 142V144H117V142L116 141H113V140H115L114 138L112 139V137H114V136H116L117 137V135L119 134V133H117ZM130 132H131V134H130ZM140 134H139V133ZM142 132V133H141ZM149 132H151V134H149ZM215 132V133H214ZM144 133V134H143ZM202 133H204V134H202ZM100 134V133H99ZM126 134H130L132 137H134L133 139H132V137L130 136V135H126ZM143 134V135H142ZM146 134L148 135V136H146ZM152 134H154V135H152ZM196 134H198V136H199V138H198V136L196 135ZM214 134V135H213ZM28 135H29V137L30 138H28ZM112 137H111V136ZM151 135H152V137H153V139H152V137H151ZM213 135V136H212ZM233 135H235V136H233ZM108 136L110 137V138H108ZM119 136V135H118ZM129 136V137H128ZM135 136L137 137L136 139H135ZM142 136H146V137H142ZM149 136L151 137V139L149 140ZM239 138H238V137ZM24 138V139H21V138ZM25 137L27 138V139H31L30 140V142H29V140H25ZM115 137V138H116ZM124 137V138H123ZM126 137V138H125ZM127 137L129 138V139H127ZM130 137H131V139L134 141V142H132L131 141V139H130ZM160 137H162V136H160ZM208 137V138H207ZM228 137V136H227ZM241 137V138H240ZM108 138V139H107ZM123 139V141H124V139H126L125 141L127 142V144L125 145V144H123L122 145V143H124V142H121V140ZM6 139H7V137H6ZM7 139V140H8ZM34 139V140H33ZM111 139V140H110ZM121 139V140H120ZM135 139V140H134ZM137 139H139L138 141L139 142H137ZM146 139H148L149 141H150V145L149 144H146V143H148L149 141L148 140H146ZM235 139V140H234ZM238 141H237V140ZM240 139V140H239ZM263 138H261V140L260 139H257V141H258V143H259V145H262L261 143V141H263V144H264V139L262 140ZM33 140V141H32ZM100 140V139H99ZM108 140H109V142H108ZM129 140L131 141V144H130V142H129ZM143 140V141H142ZM144 140H146V143H145V141ZM167 140V141H166ZM25 141V142H24ZM27 141V142H26ZM142 141V143H140ZM153 141V142H152ZM175 141V142H174ZM203 141H204V143H203ZM8 142V143H7ZM32 142V143H31ZM112 142H114L113 144H111ZM115 142H116V144H117V146H115L116 144H115ZM118 142V143H119ZM135 142H137L138 143V145H137V143H135ZM178 143V145H176L175 147L173 146V147H169L170 145H172V144H175V143ZM199 142V143H198ZM261 142V143H260ZM27 143H31L30 145H28ZM140 143V144H139ZM145 144L146 146H147V148H145L146 146L144 145H142V144ZM154 143V144H153ZM176 143V144H177ZM182 143H183V145H182ZM188 143V144H187ZM194 143V144H193ZM201 143L203 144V145H201ZM236 143H238L239 145H237ZM2 144H0V148H2ZM111 144V145H110ZM130 144V145H129ZM152 144V145H151ZM181 144V145H180ZM185 144H186V146L187 145H200V146H203V148L204 149H202V150H206V151H204V153H203V151H201V153L202 154H206L207 156H212V157H214L213 158V160H214V162L216 161L217 162V165L218 166H216V162L214 163L213 161L210 163V162H202V161H198V162H194V163H191L190 165L188 164V165H185L184 167H182V168H180V169H178L177 171H178V173H179V175H180V179L182 178V177H185V176H183V174L184 175H187V173H189L187 176H188V178H189V180H188V178H187V181H185V180H183L184 178H182V180H180V182L178 183V179H179V176H178V173H177V171L175 172V169H174V167L173 166H169V164L171 163V165H173L172 163H173V161L172 160H174V159H177V158H179L178 156H180V158L182 157L183 158V156H185V155H187V154H190L191 152H190V150L188 149V147L189 146H185ZM28 145V146H27ZM65 145V146H66ZM102 145H104V144H102ZM101 145V146H102ZM122 145V146H121ZM5 146V145H4ZM4 146H3V148H4ZM22 146V147H21ZM105 146H104V148L103 147H101L98 151L99 152H101V153H103L104 154V156H102V154L101 153H99L98 152V156H100L101 157V160H102V162L100 161L99 163H101V164H104V165H101V166H105L108 170L110 169V168H108L109 166L108 165H113L112 163H115V162H118L119 160H121L122 158H121V155H122V157H125L126 158V156H124V153H126L127 154V152L126 151H124V150H122V151H120V153H115V155L113 154V153H111V152H109V149H105ZM121 146V147H120ZM152 146V147H151ZM164 146H165V149H164ZM169 148H168V147ZM12 149H11V148ZM30 147H33L35 150H33V148H30ZM130 149V150H128V148ZM150 147V148H149ZM182 147V148H181ZM206 147V148H205ZM208 147V148H207ZM225 147V145H223V148ZM242 148V149H240V148ZM10 148V149H9ZM112 148V149H111ZM125 148H127V149H125ZM160 148H162V149H160ZM185 148H186V150H185ZM245 148V149H244ZM101 149H104L103 150V152L101 151ZM114 149H116V150H118V151H116V150H114ZM142 149H144V150H142ZM156 149V150H155ZM159 149V150H158ZM178 149H180V150H178ZM183 149V150H182ZM9 150H11V151H9ZM32 150V151H31ZM105 150H107V151H105ZM150 150V151H149ZM153 150H155V151H153V157H152V151ZM158 150V151H157ZM167 150V151H166ZM238 150H240V151H238ZM246 150V151H245ZM21 151V152H20ZM33 151H36V152H34V153H32ZM38 151V152H37ZM123 151H124V153H123ZM134 153H133V152ZM135 151H137V153H135ZM187 153H186V152ZM243 153H242V152ZM248 151H253V152H248ZM13 152L14 153H16L15 155L16 156H18V157H16L15 155H13L14 157H12V155L11 154H13ZM107 152V153H106ZM121 152H122V154H121ZM150 152V154L148 155V153ZM155 152V153H154ZM158 152V153H157ZM162 152V153H161ZM171 152V153H170ZM173 152V153H172ZM174 152H176V155H175V153ZM237 152V153H236ZM246 152V154H244ZM262 152V153H261ZM2 153V154H1ZM4 153V154H3ZM9 153H11L10 155H9ZM22 153H24L23 155H20V154H22ZM31 153V154H30ZM37 153H39V154H41V155H45V154H47V155H45V156H41V155H39L38 156V154ZM64 153H65V155H64ZM96 152H94L93 154H95ZM109 153L110 154H112V155H114L113 157L111 156V158H110V160H109V157L110 156H108L109 155ZM128 153V154H129ZM141 153H142V155H141ZM161 153V154H160ZM164 153V154H163ZM166 153V154H165ZM169 153V154H168ZM32 154H34V155H32ZM100 154V155H99ZM117 154V155H116ZM118 154H121L120 156L118 155ZM156 154V155H155ZM179 154V155H178ZM209 154V155H208ZM229 154V155H228ZM241 154V155H240ZM254 154V155H253ZM259 154V155H258ZM261 154V155H260ZM2 155V156H1ZM4 155V156H3ZM7 155L9 156V157H7ZM62 155V156H61ZM97 154H95L94 156H96ZM107 156V161H109V162H107L106 163V160H105V163L103 162V160H104V158ZM145 155V156H144ZM147 155V156H146ZM155 155V156H154ZM160 155V156H159ZM162 155V156H161ZM174 156L175 158H173V157H170V156ZM178 155V156H177ZM7 157V159H6V157ZM19 156H20V158H19ZM37 156V157H36ZM41 156V158H43L42 160H40V157ZM48 156L51 158H49L48 159ZM93 156V157H94ZM130 156V157H131ZM144 158H146V159H144ZM166 156V157H165ZM231 156V158H229ZM240 156H241V158H240ZM252 156V157H251ZM258 156V157H257ZM262 156V158H260ZM16 157V158H15ZM68 157V156H67ZM103 157V158H102ZM127 157H129V155L127 156ZM152 157V158H151ZM157 157V158H156ZM161 157V158H160ZM212 157H210V158H212ZM243 157H244V159H243ZM23 160H22V159ZM26 158V159H25ZM29 158H30V160H29ZM44 158H46L47 160H48V162H47V164H49V165H44L45 163V159ZM94 158H96V157H94ZM113 158V159H112ZM118 160V161H116V159ZM118 158H121V159H118ZM143 158V159H142ZM159 158H160V161L162 162V163H166L165 164V166H164V164L161 166V164H158V163H160V162H158L157 163V161L159 160ZM229 158V159H228ZM234 158V159H233ZM247 158V159H246ZM253 158V159H252ZM260 160H259V159ZM14 160V161H12V160ZM16 159V160H15ZM18 159V160H17ZM33 159V160H32ZM38 159V160H37ZM63 159V160H62ZM106 159V158H105ZM111 159L112 160H114V161H111ZM124 159V158H123ZM155 159V160H154ZM156 159H158V160H156ZM165 159V160H164ZM172 159V160H171ZM217 159V160H216ZM223 159V160H222ZM225 159V160H224ZM236 159V160H235ZM246 159V160H245ZM251 160L252 161V163H251V161H249V160ZM10 160V161H9ZM20 160V161H19ZM45 160V161H44ZM63 162H62V161ZM131 160H135V161H132L131 162ZM145 160H147V161H145ZM153 160V161H152ZM172 162H171V161ZM188 160H190V159H188ZM193 160V159H192ZM241 160V161H240ZM244 160V161H243ZM21 161H22V163H21ZM23 161H24V163H23ZM61 161V162H60ZM124 161V164L125 165H128L129 166V162L127 163V162H125L126 160L124 159V160H122V162ZM155 161V162H154ZM168 161H169V163H168ZM234 161V162H233ZM236 161H238V162H236ZM11 162V163H10ZM26 162H27V164H26ZM40 162H41V164H40ZM121 162V161H120ZM118 162V163H115L114 165H113V170L112 169H110V170H112L113 172H109V173H106L105 175H106V177L107 176H111L113 173H114V171L115 172H117L118 170H120L122 167H123V163L121 162ZM145 162V163H144ZM152 164V166L153 167H148L147 168V166H150L151 164ZM154 162V163H153ZM223 162V163H222ZM230 162V163H229ZM239 162H240V164H239ZM242 162V163H241ZM258 162H260V163H262V164H260V163H258ZM12 163H13V165H12ZM19 163L20 164H25V165H23V166H21V165H19ZM120 163V164H119ZM142 165H141V164ZM149 165H148V164ZM156 163V164H155ZM168 163V164H167ZM197 163V164H196ZM207 165H206V164ZM212 163H214V164H212ZM228 163V164H227ZM256 163H257V165H256ZM6 164H7V166H6ZM17 164H18V166H17ZM94 164V163H93ZM118 164L119 165H121V166H118ZM138 164V165H137ZM159 166H158V165ZM202 164H203V166H202ZM204 164L206 165V166H210L211 165V169L209 168V167H207V168H204ZM223 164V165H222ZM237 164V165H236ZM240 166H239V165ZM251 165V166H253L254 164L257 166V168L258 169H260V173L261 174H256V172L254 173V174H252V175H255V177L253 178V177H247V178H245V180H242V179H239L238 178V176L239 175H236V173L237 174H240L241 175V173L240 172H242V169L245 167V165ZM26 165H28V166H26ZM34 165H36L35 166V168L37 169H35L34 168ZM44 166V167H42V166ZM94 165H96V162H95V164ZM99 164L97 163V166H98ZM99 165V166H100ZM141 165V166H140ZM155 165V166H154ZM199 165H201V166H199ZM214 165V166H213ZM220 165V166H219ZM225 165V166H224ZM236 165V166H235ZM242 165H244V166H242ZM4 166H6V167H4ZM13 166V167H12ZM15 166V167H14ZM16 166H17V169H15L16 168ZM27 168H25V167ZM29 166H31V168H32V170L30 169V167ZM48 166H50V168L48 167ZM98 166V167H99ZM114 166H116V168L117 169H115V167ZM128 166H126V167H128ZM167 166H169V167H171L170 169H169V167L167 168ZM216 166V167H215ZM255 166V167H256ZM19 167V168H18ZM21 167V168H20ZM22 167H23V169H22ZM40 169H39V168ZM45 167H47L46 169H50L49 171L51 172L52 171V169L54 168V170H56V171H54V174L55 175H53V177H57V178H54V180H52V176H51V181H52V183L53 184H50L49 185V183H50V175H52L51 173H50V175H49V171L48 170H46L45 169ZM103 167H101V170H102V172L103 173H105V170H106V172H107V169H105V167L103 168ZM110 167H112V166H110ZM120 167V168H119ZM136 167V168H135ZM155 167V168H154ZM162 167V168H161ZM220 167H221V169H220ZM242 167V168H241ZM254 167V166H253ZM260 167V168H259ZM2 168V169H1ZM5 168V169H4ZM9 168H10V170H9ZM24 168H25V170H24ZM43 168V169H42ZM87 168H88V166H87ZM93 168V167H92ZM132 168H133V166H132ZM150 168H154L153 169V171H152V169H150ZM185 170H184V169ZM227 168V169H226ZM239 168H240V171H239ZM15 171L14 173H13V171ZM15 169V170H14ZM21 171H20V170ZM34 169L36 170V172L34 171ZM90 169V168H89ZM103 169H105L104 171H103ZM129 169H131V167L129 168ZM146 169V170H145ZM181 169L183 170V171H181ZM203 169V170H202ZM204 169H205V171H204ZM210 169V170H209ZM226 171H225V170ZM235 169L238 171V172H236L235 171ZM2 170V171H1ZM43 170L45 171V172H43ZM156 170V171H155ZM162 170V171H161ZM173 170V171H172ZM191 170H193V171H191ZM198 170V171H197ZM201 170V171H200ZM212 170V171H211ZM219 170V171H218ZM228 170V171H227ZM229 170H231L230 172H229ZM7 172V171H11V172H7V174H9L8 176L6 175V173L5 172ZM28 171V172H27ZM30 171V172H29ZM63 171H65V172H63ZM165 171V172H164ZM181 171V172H180ZM203 171H204V173H203ZM4 172V173H3ZM19 172V174L21 173H24V175L22 176V175H19V174H17ZM42 174H41V173ZM53 172V171H52ZM159 173V174H156V173ZM160 172H162L161 174H160ZM174 172V173H173ZM208 172V173H207ZM212 172V173H211ZM222 172V173H221ZM227 172H229L230 174L228 175L227 174ZM233 172H236L235 173V177H236V179L234 178V176L233 177H231V174H234ZM2 173V174H1ZM12 175H11V174ZM38 173H40L39 175H38ZM45 173H47L48 175H46ZM112 173V174H111ZM165 173V174H164ZM173 173V175H174V180H175V183L173 182L174 180H172L171 179V177H172V174ZM181 173V174H180ZM183 173V174H182ZM186 173V174H185ZM3 174H5V176L7 177H5ZM26 174V175H25ZM170 174V175H169ZM194 174V175H193ZM204 176H203V175ZM42 175V176H41ZM43 175L45 176V177H43ZM151 175V176H150ZM160 175V176H159ZM166 175L167 176H171V177H166ZM175 175H177L178 176V179L176 178L177 176H175ZM181 175H182V177H181ZM196 175V176H195ZM202 175V176H201ZM210 177H209V176ZM262 175V176H261ZM39 178V176H40V178L39 179H34V177L35 178H37V177ZM47 176V177H46ZM158 176V177H157ZM163 176V177H162ZM202 177V179H201V177ZM258 176H261L260 178L258 177ZM21 177V178H20ZM49 177V178H48ZM145 177V178H144ZM206 177H209V178H206ZM216 177V178H215ZM231 179H230V178ZM256 177H257V179H256ZM6 178V179H5ZM108 178V177H107ZM106 178V179H107ZM163 178V179H162ZM166 178H167V182L165 181L166 180ZM194 178V179H193ZM221 178V179H220ZM238 178V179H237ZM251 178V180H253L252 182L249 180V182H246V180H248V179H250ZM48 181H47V180ZM160 179V180H159ZM168 179H170L169 181H168ZM185 179H186V177H185ZM224 181H223V180ZM237 181V183L235 182L234 183V181ZM34 180H35V183H34ZM172 180V181H171ZM178 180V181H177ZM220 180V181H219ZM230 180V181H229ZM231 180H232V182H231ZM241 181V182H239V181ZM256 180V181H255ZM5 181V182H4ZM36 181H38V182H36ZM55 181V182H54ZM162 183H161V182ZM172 183H171V182ZM181 181H184V182H186L185 184H182V182ZM190 181V182H189ZM199 181V182H198ZM212 181V182H211ZM215 181H218L217 183L215 182ZM226 181V182H225ZM243 181V182H242ZM245 181V182H244ZM258 181H259V183H258ZM41 182H42V184H41ZM47 182H49L47 185H46V183ZM150 182V183H149ZM165 182V183H164ZM168 182H170V183H168ZM179 184V186H176L177 185V183ZM189 182V183H188ZM202 182V183H201ZM215 182V183H214ZM221 182V183H220ZM231 182V183H230ZM254 182V183H253ZM262 182H264V180L262 181ZM261 182V183H262ZM36 183H39L38 185L36 184ZM55 183V184H54ZM154 185H153V184ZM163 183H164V187H163ZM166 183H168V184H166ZM175 185H174V184ZM181 183V184H180ZM201 183V184H200ZM249 183V184H248ZM34 184H36V186H34ZM242 184V185H241ZM246 184H247V186H246ZM256 184H257V186H256ZM119 185V184H118ZM156 186L155 188L154 187H151V186ZM158 185V186H157ZM162 185V186H161ZM168 185V186H167ZM171 185V186H170ZM172 185H174V186H176V187H178V189L176 190V187H172ZM181 185V186H180ZM235 185V187H233ZM239 185H240V187H239ZM10 186V187H9ZM20 186V188L19 189H17V187H19ZM32 186H34V187H32ZM41 186V187H40ZM45 186V187H44ZM46 186L48 187V186H53L52 188L50 187V190H49V188L47 189L46 188ZM121 186V188H123L122 186H124L123 184L122 185H119L118 187H120ZM184 186V187H183ZM200 186V187H199ZM214 186H215V188L216 189H214ZM237 186V187H236ZM246 186V187H245ZM257 188H256V187ZM16 187V188H15ZM36 187V188H35ZM38 187V188H37ZM40 187V188H39ZM44 187V188H43ZM117 187V186H116ZM220 187H222L221 189H220ZM225 187H226V189H225ZM231 187V188H230ZM232 187H233V189H232ZM239 187V188H238ZM254 187H255V189H254ZM33 188H35V190L36 189H38V191L36 190H34ZM120 188V191L121 190H123V191H121L122 193H119V188H116V190L115 191H118L117 192V194H120L118 197H117V201L115 202V204L116 205H118V207H119V209L120 210H122L123 208H125L126 209V207H128L129 205H131L130 204V199H129V193L128 192H125L126 190V188L124 187L123 189H121ZM151 188V189H150ZM166 190H165V189ZM172 188H173V190H172ZM189 188V189H188ZM218 188V189H217ZM236 188V189H235ZM244 188V189H243ZM5 189V190H4ZM43 189V190H42ZM45 189L46 190H49V191H45ZM137 189V190H136ZM162 189H164V190H162ZM167 189H171L170 191L169 190H167ZM181 189H183V190H181ZM192 189V190H191ZM207 189V190H206ZM220 189V190H219ZM230 189V190H229ZM238 189V190H237ZM13 190V191H12ZM14 190H16V191H14ZM17 190H20V191H17ZM32 190V191H31ZM34 190V191H33ZM188 192H187V191ZM197 190V191H196ZM200 192H199V191ZM218 190V191H217ZM224 190H227V191H224ZM233 190V191H232ZM237 190V191H236ZM151 191V192H150ZM173 191H174V193H173ZM178 193H177V192ZM196 191V192H195ZM206 191V192H205ZM215 191V192H214ZM47 192H48V194H49V196H48V194H47ZM54 192V193H53ZM164 192V193H163ZM168 192V193H167ZM181 192H183V193H181ZM194 192V193H193ZM4 193V194H3ZM18 193V194H17ZM34 193H37V196L35 197V196H33L34 195ZM50 193H53L52 195L54 196H51V194ZM115 194H116V192H114ZM146 193V194H145ZM158 193V194H157ZM193 193V194H192ZM199 193V194H198ZM221 193V194H222ZM251 193V194H250ZM40 194V195H39ZM140 194V195H139ZM144 196H143V195ZM147 194H148V196H147ZM174 195V196H172V195ZM190 194V195H189ZM195 194H198V195H195ZM210 194V195H209ZM245 194V196H247ZM157 195H160V196H157ZM167 197H166V196ZM175 195H177V196H175ZM194 195V196H193ZM48 198H47V197ZM50 196H51V199H49L50 198ZM145 196H147V197H145ZM186 196V197H185ZM198 196L200 197V198H198ZM205 196V197H204ZM209 196L211 197V198H209ZM216 196V197H215ZM152 197H154L153 198V200H152ZM174 197H176L175 199H174ZM182 197H184V198H182ZM190 197V198H189ZM194 198V201L192 202V200H193V198ZM243 197V196H242ZM46 198V199H45ZM141 198V199H140ZM144 198V199H143ZM157 198V199H156ZM188 198V199H187ZM198 198V199H197ZM136 199V200H135ZM156 199V200H155ZM162 199H163V201H162ZM168 199V200H167ZM172 199V200H171ZM180 199V200H179ZM183 199V200H182ZM186 199V200H185ZM211 199V200H210ZM213 199H215L216 201H214ZM14 200V201H13ZM145 200V201H144ZM164 200H166V201H164ZM185 200V201H184ZM195 200H197L198 201V203L199 204H201V205H197V204H195V203H197V201H195ZM240 200V201H239ZM248 200V201H249ZM253 200V201H252ZM9 201V202H8ZM11 201H12V203H11ZM139 201H141V202H139ZM160 201V202H159ZM169 201V202H168ZM174 201H176V203L174 202ZM183 201V202H182ZM192 203H194V204H192ZM235 201H237V202H235ZM6 202H7V204H6ZM47 202V203H46ZM137 202V203H136ZM153 202V203H152ZM166 202V203H165ZM175 204H174V203ZM179 202H181V203H179ZM190 202V203H189ZM210 202V203H209ZM211 202H213V203H211ZM246 202V203H245ZM9 203H10V205H9ZM67 203V204H66ZM129 205H128V204ZM187 203V204H186ZM191 204V205H189V204ZM204 205H203V204ZM208 203V204H207ZM234 203V204H233ZM242 203V204H241ZM247 204V206L246 205H244V204ZM26 204V205H25ZM28 204H30V205H28ZM139 204H141V206L139 205ZM149 204V205H148ZM183 206H182V205ZM210 204V205H209ZM213 204V205H212ZM215 204V205H214ZM217 204V205H216ZM219 204V205H218ZM237 204H240V205H237ZM8 205V206H7ZM18 205V204H17ZM22 205V204H21ZM22 205V206H23ZM49 205V206H48ZM137 205V206H136ZM140 207H139V206ZM142 205H144V208H143V206ZM164 205V206H163ZM171 205V206H170ZM175 205V206H174ZM187 205V206H186ZM198 207H197V206ZM236 207H235V206ZM242 205V206H241ZM244 205V206H243ZM9 206H10V210H9ZM65 206H66V208H65ZM153 206V207H152ZM178 206V207H177ZM202 206V207H201ZM205 206V207H204ZM213 206V208L211 209V207ZM218 206V207H217ZM1 207H3V206H0V208ZM142 207V208H141ZM169 207V208H168ZM173 207V208H172ZM175 207V208H174ZM189 209H188V208ZM47 208H49V209H47ZM190 208H191V211H192V213L190 212ZM197 208V210H195ZM199 208V209H198ZM249 208V209H250ZM125 209L122 211V212H124L125 211ZM144 209H146V211L144 210ZM194 209V210H193ZM205 209H206V211H205ZM262 209H264V208H262ZM262 209H260L261 211H262V218L264 219V211L262 210ZM52 210V211H51ZM54 210V211H53ZM129 209H126V211L125 212H127ZM166 210V211H165ZM202 210V211H201ZM204 210V211H203ZM212 210V211H211ZM238 210H239V212H238ZM48 211V212H47ZM146 213H145V212ZM153 211V212H152ZM168 211H169V213H168ZM182 211V212H181ZM197 212V214H196V212ZM50 212V213H49ZM52 212H53V214H52ZM156 212V213H155ZM165 212H167V213H165ZM195 214H194V213ZM221 212V213H220ZM30 213V214H31ZM205 213V214H204ZM208 213V214H207ZM239 213V214H238ZM245 213V212H244ZM47 214H49V217H46V216H48ZM82 214H84V215H82ZM146 214H147V216H146ZM152 214V215H151ZM184 214H186V215H184ZM190 214V215H189ZM216 214H218V215H216ZM242 214V213H241ZM50 215H52L51 217H50ZM150 215V216H149ZM173 215V216H172ZM203 215V216H202ZM238 215H239V217L240 218H238ZM140 216V217H139ZM164 216V217H163ZM216 218H215V217ZM53 217V218H52ZM151 217V218H150ZM212 217H214L215 219H217V220H214V218H212ZM39 218V219H38ZM46 218V219H45ZM81 218V219H80ZM219 218H221V219H219ZM225 218V217H224ZM244 220V223H243V221H242V219ZM47 219H50V220H47ZM174 222H171V220ZM213 219V220H212ZM52 220V221H51ZM146 220H148V221H146ZM246 220V221H245ZM255 221L257 220V218L256 219H254ZM54 221V222H53ZM206 221V222H205ZM214 221V222H213ZM261 221V220H260ZM264 221V220H263ZM46 222V223H45ZM51 223V224H49V223ZM78 222V223H77ZM153 222V223H152ZM241 222V223H240ZM246 222V223H245ZM53 223V224H52ZM72 223V224H71ZM86 223V222H85ZM146 223H151L149 226H143L144 224L146 225ZM43 224V225H42ZM44 224H46V225H44ZM75 224V225H74ZM143 224V225H142ZM156 224V225H155ZM158 224V225H157ZM166 224V225H165ZM244 224V225H243ZM161 225V226H160ZM206 225V226H205ZM240 225H242V227L240 226ZM9 226V225H8ZM11 226H14V228H18L17 229V231H16V229H13V227H12V229H10L11 228ZM16 226V227H15ZM53 226V227H52ZM72 226V227H71ZM79 226V227H78ZM156 226V227H155ZM165 226V227H164ZM167 226V227H166ZM171 226V227H170ZM213 226V227H212ZM245 226V227H244ZM5 227V226H4ZM44 227H46V228H44ZM147 227H148V230H147ZM203 227V228H202ZM21 228V227H20ZM25 228H28V227H25ZM143 228V229H142ZM145 228V229H144ZM158 228H160V230L158 229ZM175 228V229H174ZM185 228V229H184ZM224 228V227H223ZM241 228H242V230H241ZM11 231H10V230ZM33 229V230H32ZM43 229V230H42ZM154 229V230H153ZM164 229V230H163ZM167 229V230H166ZM5 230V231H4ZM16 232H18V233H20V234H18V233H16L15 234V231ZM40 230V231H39ZM77 230V232H75ZM80 230V231H79ZM147 230V231H146ZM158 230V231H157ZM225 230V229H224ZM249 230V231H248ZM20 231H22V232H20ZM30 231H32V232H38L37 234L35 233V235H33L34 233H31ZM45 231V232H44ZM114 231V232H113ZM155 231H156V233H155ZM165 231H167V232H165ZM240 231H242L241 233H239ZM252 231V232H251ZM3 232H5L4 234H3ZM23 232H24V235L26 236V235H28L29 234V232H30V237H29V235H28V237L32 240H30L29 238H25V236H24V238H23V236L21 235V234H23ZM39 232H41V233H39ZM85 232V233H84ZM157 232H161L160 234L158 233L157 234ZM171 232V233H170ZM227 233V234H226ZM238 233V234H237ZM244 233V234H243ZM40 234V235H39ZM155 234H157L156 235V237H155ZM15 235H16V237H15ZM17 235H18V237H17ZM31 235H33V237L35 238L34 240H33V237L31 236ZM87 235V236H86ZM183 235V236H182ZM186 235H187V237H186ZM223 235V236H222ZM227 237H226V236ZM20 236H22V237H20ZM42 236V237H41ZM100 236V237H99ZM160 236V237H159ZM13 237H15L14 239H13ZM27 237V236H26ZM156 239H155V238ZM170 237V238H169ZM172 237V238H171ZM175 237V238H174ZM178 237H180V238H178ZM188 239H186V238ZM226 237V238H225ZM17 238H19V239H17ZM21 238H23L24 240H22ZM37 238H38V240H40V241H38L37 240ZM174 238V239H173ZM179 240H177V239ZM183 238V239H182ZM256 238H258V239H256ZM21 239V240H20ZM26 239V240H25ZM27 239H29V240H27ZM111 239V240H110ZM153 239H155V240H153ZM165 240V242H164V240ZM175 239H176V241H175ZM187 241H186V240ZM230 239V240H229ZM263 239V240H262ZM16 240V241H15ZM52 240V241H51ZM91 240V241H90ZM159 240V241H158ZM161 240V241H160ZM162 240H163V242H162ZM171 240H172V242H174V243H172L174 246H172V244L169 246V247H167V246H165V243L167 242V243H171ZM174 240V241H173ZM262 240V241H261ZM2 241V242H1ZM18 241V243H16ZM23 241V243H25V242H27V243H25L26 245H24L23 244V246H22V244H21V242ZM38 241V242H37ZM88 241V242H87ZM111 241V242H110ZM112 241H113V244H112ZM158 242L157 244H159V245H157V246H159V247H157L156 246V243L155 242ZM229 241V242H228ZM259 241H260V243H262L261 244V246H260V243H259ZM4 242V243H3ZM11 242V243H10ZM16 244H15V243ZM28 242H30V243H33V244H29ZM39 244H37V243ZM41 242V243H40ZM86 242V243H85ZM93 242V243H92ZM149 242V243H148ZM39 246V247H37V245ZM163 243V244H162ZM176 243V244H175ZM179 245H178V244ZM247 243H248V245H247ZM17 244H21L20 246L22 247H19V245H17ZM43 244V245H42ZM89 244V245H88ZM91 244H92V246H91ZM110 244V245H109ZM149 244V245H148ZM153 244H155L154 246H153ZM229 244V245H228ZM240 244V245H239ZM244 244L246 245V246H244ZM7 245V244H6ZM13 245H15V246H13ZM42 245V246H41ZM177 245V246H176ZM218 245V246H217ZM241 247H239V246ZM257 245V246H256ZM8 246V245H7ZM34 246V247H33ZM86 246V247H85ZM153 247V249H152V247ZM160 246H162L163 248H165V249H163L162 247L160 248ZM179 246V247H178ZM225 246V247H224ZM227 246V247H226ZM233 246H236V248L234 247L233 248ZM255 246H256V248H255ZM94 247V249H92ZM150 247H151V249H150ZM184 249H183V248ZM215 247V248H214ZM243 247L245 248V249H243ZM246 247H247V249H246ZM260 247H262V248H260ZM16 248V249H15ZM18 248V249H17ZM21 248V249H20ZM41 248V249H40ZM48 248V249H47ZM91 248V249H90ZM148 248V249H147ZM174 248H175V250H174ZM177 248V249H176ZM179 248V249H178ZM216 248H218V249H216ZM230 250H229V249ZM259 248V249H258ZM37 249V250H36ZM88 249V250H87ZM183 249V250H182ZM212 249V250H211ZM235 249V250H234ZM240 249V250H239ZM257 249H258V251H257ZM172 250H174L173 252L174 253H171L172 252ZM177 250V251H176ZM193 250V251H192ZM242 250V252H240ZM16 251V252H15ZM12 252V253H11ZM38 252V253H37ZM180 252V253H179ZM234 252V253H233ZM237 252V253H236ZM245 252V253H244ZM252 252V253H251ZM259 252V253H258ZM5 253V254H4ZM204 253H206V254H204ZM243 253V254H242ZM4 254V255H3ZM178 254V255H177ZM235 254H237V255H235ZM260 256H259V255ZM242 255V256H241ZM246 255V256H245ZM248 255V256H247ZM207 256V257H206ZM258 256H259V258H258ZM245 257H247V258H245ZM249 257V258H248ZM261 257V258H260ZM240 258H241V260H240ZM260 259V260H259ZM3 263V264H4Z\"/></svg>",
  "mask_w": 264,
  "mask_h": 264
},
{
  "label": "bare ground",
  "instance_id": "bare-ground-1",
  "mask_svg": "<svg viewBox=\"0 0 264 264\" xmlns=\"http://www.w3.org/2000/svg\"><path fill=\"white\" fill-rule=\"evenodd\" d=\"M2 1V0H1ZM8 1V0H7ZM11 1V0H10ZM10 1H8V3L5 1L4 2V4L5 3H7V4H9L10 5ZM25 1V0H24ZM32 1V0H31ZM50 0H48V2H49ZM52 1V0H51ZM51 1L49 2V3H51ZM56 1H58V3L56 2ZM76 2H77V0H75ZM81 1V0H80ZM79 1V2H80ZM150 1H152V0H82V4H81V6H80V4H79V2L78 3H76L77 5H75V3H74V0H55V2H54V6H56V7H58V10L59 11H61L63 14H64V16H62L63 14H61V15H56L55 13L56 12H54L53 11V9L52 8H50L51 9V11H53L52 12V14H55L56 16H51V14L49 15V16H51V17H47V15L48 14H41V15H37V13H39L38 11H40L39 9L37 10V13H35L33 16H34V18L36 19V20H40V23H41V21H42V23H51V24H53V23H63V21H64V18H66L67 20H71V21H73L72 22V25H71V27H72V29H73V23H74V25H76V26H78V25H80V24H82V22H84V20H83V18H82V12L85 10V9H83V11L81 12L80 11V9H82L83 7L82 6H85V8H86V10L84 11V12H86V15H84V16H87V20H86V23H87V21H88V24L91 26L92 25V22L94 21V20H97V17L99 16V14H104V13H101V10H99L98 8H102V12H103V9L104 8H106V10L108 9V8H111L112 7V10H111V12H112V14H113V16L111 17V18H115V14L114 13H118L120 10L122 11L124 8H125V11H123V13H126V15L127 14H129L130 12H134L135 13V15L137 16V22L134 20L135 18L133 17V19H130L131 18V16H130V20H131V22H129L130 20H128V19H126V21H127V23L129 22V24L130 23H135V25L133 26V25H128L127 23H126V21H125V23H123L124 21L122 20V19H120V20H122V21H120L119 19H117V18H115V19H117L119 22H116L117 24H115V22H112L111 20V22L112 23H114V24H112L113 26L111 27V25L110 26H108V28H107V26H105L106 24L104 23V26L102 25V24H100V25H102L103 27H105V29L100 33V34H97V32H95V33H93L95 36H93L91 33V35H89V33L87 34V35H89L90 37H87V39H84L83 41H82V43L80 42L81 41V39H82V37L80 36L81 35V33H79L78 34V32H80V31H78V30H76V32H75V34H78V37L80 36L81 37V39L79 40V39H75V38H72V37H68V36H66V39L65 38H63L62 40H64L65 41V43L66 44H68L67 43V41L69 42V43H73V41H74V39L75 40H79L78 42H80L79 43V45H78V43L76 44L75 43V45H78L77 46V48H74V49H76L75 50V52L73 53V51H74V49L73 48H71V49H69V47H70V44L68 45V47H66V51H67V49L68 50H71V52L69 51V53H67L66 55H67V57H66V62L68 63V65L70 64H72V65H75L77 62H81V64H82V67L83 66H86V68L88 69V71L89 72H94V73H96L95 75H93L92 77H93V79L92 80H90L89 82L87 81V79L85 78V76L86 75H88V73L85 71V69H84V67H83V70H81V75L80 74H76L77 72H76V70H72V72H70V71H68V72H70V73H68V75H67V73H64V75L66 76V78H65V80H64V78L62 79V77L64 76H62V74H61V72L59 73V74H61L60 75V79L58 80L59 81V85H54V83L53 82H50V83H48L49 81H52L53 79V77H51V76H49L52 80H49L48 82L46 81V80H48L47 78H49V77H45L46 75H44L45 73L47 74V72L46 71H44L45 73H43V72H41V74L40 73H38L39 72V70L40 69H38L36 72L39 74V75H41V77L38 75V74H34V75H38V77H36V76H34L33 77V75H32V77H33V79L36 77V81L35 80H33L30 76V78L32 79V81H31V83L29 84V88L28 89H30V88H32L33 89V92L34 93H32V95L30 96V95H27V97L25 96L24 98H28V96H29V98L28 99H30L33 95H34V97H32L33 99H35V97H40L41 99L43 98L45 101L47 100V101H49L48 99H49V97H51L50 95H51V91H52V94H54V93H57V94H59L58 95V97L60 96V97H64V95H65V97L67 96L68 98H70V103H67L68 105H69V108H71V107H75V105H74V101H77L78 103H80L79 104V107H77V108H80V112L83 114L82 115V123H83V127L82 128H80V130L79 131H77V133L75 134V135H73L72 137H71V139L72 140H70V145H71V147L69 146V148H68V145H66V138L64 139V135H63V133L64 132H62L60 129H57V130H53V132L55 131V133H53V137H51V136H49V130L47 129V125L48 124H46V126H44V124H42V125H40L39 123V126H36V124H37V122H36V124H32V125H35L34 127H29V128H35L36 127V130H32L31 129V132H33V131H35V134H34V132L33 133H31L30 135L31 136H33V134H34V136H36V137H31V138H34L35 139V141H34V143H32L33 144V147L36 149H38L39 150V153H47V154H49V155H51V158L48 156V159L50 158L51 159V161H50V163L49 164H52L53 166H55V167H57V168H61V170H63L62 168L63 167H65V166H63V164H64V162H65V164H70V165H68L67 166V168H64L65 170H68V168H69V166H71V171H70V168H69V170H68V172L70 173V176H69V178H71V185H73V189H72V191L70 192V194H69V201H70V206H69V208H70V212L72 213V215H74L77 211H82L81 213H83V211H84V214H85V222H84V224L82 223V225H81V230L83 229L85 232H86V234H89V235H100L103 239H96L95 237H94V239L96 240V241H93V242H95L94 243V245L95 244H98V245H96V246H101V245H105V244H108V243H106V242H108L107 240H104L105 238H104V235L106 236V234L110 231V230H115V229H118L119 227H120V229H124V228H126L127 229V227L128 228H132L133 229V227L135 226H137V225H139L140 223H141V221L142 220H145V219H140V220H138V221H135V219H134V211L133 210H131L130 209V206L132 207V195H133V190H134V187L136 186V183L138 182H140V177H138V175H136V173H135V171H133L134 170V164H132L131 166H130V160L129 161H127V158H130V159H132V156L133 155H135V154H131V153H129L128 151H126V150H124V147H126V146H128V145H126L127 144V142L125 141L126 139H124V141H123V139L121 140V142H124V143H122V145L123 144H125L126 146H124L123 148H121L122 150H124V151H126L127 152V154L126 153H124V151H123V153H124V156H128L129 155V157H127L126 156V158L125 157H122V152H121V154H118L119 156L121 155V158H118V159H121V160H117L116 158V161H118V162H122V160H126L125 162H129V166L128 165H125L124 164V161L122 162L123 163V167L120 169V170H118L117 172H115L114 171V173L111 175V176H107L106 177V173H109V172H113L112 170L114 169L113 168V165L115 164V163H118V162H115V163H112L113 165H108L109 167L108 168H110V169H112V170H108L105 166V169H107V172H106V170L105 169H103V171L105 170V173H103L102 172V170H101V167H103V166H101V165H104V164H101V163H99L100 161L102 162V160H101V157L100 156H98V150L101 148V147H103L104 148V146H105V143H107V142H105L106 141V138H103V136H105V135H103L104 133L106 134V132H102L103 134V136L101 135V132H99V133H96V135H97V138H99L98 137V135H100V137L102 136V144H104V145H102V144H100L101 143V138H99L97 141H99V142H97L96 140H94L95 138H92V136H94V135H92L91 136V134H93V133H91L90 131V133L88 132V131H86V129L87 128H85L86 126H88L87 125V123H85V121H87V120H91V118L94 116H96L98 119H99V117H101V115H107L108 117L107 118H110V117H112L113 119H114V121H115V119L116 118H118V120L122 123V120L121 119H119V118H123V120H125V121H123V123L125 122V124L127 123V122H129L130 121V123L132 122V119L138 114V112L140 113V111H142L143 113H144V111L146 112L147 110L148 111H150V115H149V117L152 115L153 117H155V116H163V118H161V120H163L164 118L165 119H167V120H169V121H167V122H165V125H163V126H165L166 127V129H165V131H163V132H159V133H157V134H152V135H154V137H156L155 139V141H157V143L158 142H160L161 140H163V139H168V141H170V140H172V138H173V140H174V138H178V139H176V140H179V138H181L182 140H184L183 138H186L185 140H187V141H185V142H190L191 143V141L192 140H196L195 138H196V136H195V132H196V130H197V127L196 126H203V124H204V126H205V124H207V123H210V124H212L213 126H214V124L216 125V127H220V124L219 123H221V125H222V127H224L225 129H222V128H215L214 127V130H216V129H218L216 132V135H215V137H211V139H209V144H210V146H209V150H207V152H211L210 154H212L213 152H215L216 150H229L230 148L232 149V147H234V145L232 146V142H234V141H231V139H230V136H232V133L234 134V133H236V135L239 133V135H241L242 136V141L241 142H238V143H241L240 144V146L242 145V148H243V146L244 147H246L247 149L246 150H248V148L250 149H253V150H255V149H257V147H259V146H263L264 144H263V141H261L260 143L262 144V145H259V143H258V141H257V139H260L261 140V138H263L264 139V37L262 36L263 35V27H262V22H261V20L263 21V19H262V17L260 16V15H263L262 14V9H264V0H229V5H226V3H224V1H227V0H224V1H222V0H220V1H222L223 3H224V5L222 6V4H218L219 6H217V7H219V10L217 9V11H215L213 8V3L216 1V4H217V1L218 2H220L219 0H198V6L196 7V6H193V7H195V8H197V10H198V12L197 13H199L198 15L200 16L199 18H202V19H204L203 21H205L206 19H208L209 20V18H210V20L212 21V22H210L209 24L207 23V24H200V26H198L196 23H194L195 25H197L198 27H196V26H193V27H190V24L189 25H185V26H183V28H178L179 26H180V24H178L179 26L175 29L176 31H177V29H180L182 32H181V34H182V36L184 37V39H187V40H189L191 43H194V45L196 46V50H198L197 51V53L198 52H200L201 53V56H200V54L198 53V55L197 56H199V57H197L198 59H196V60H193V58L192 57H189V58H192V60H193V62H188L189 60H187L186 59V51L184 50V52H185V54L184 55H182L183 57L181 58L180 56H178V55H175V51H176V49H177V51H178V48H174L175 50H174V54L172 53V49L173 48H171V50L172 51H170V48H169V51L172 53H169L168 52V49L167 50H164L165 52H168L167 53V56H170V54L172 55V56H170V58H174V55H175V57L177 56L178 57V59H177V61L175 62V61H170V63H167V60H166V63H165V66H167V65H170V67H171V65L173 66L171 69H172V71H173V69H178L177 68V66L178 65H180L181 63V65H185V67L184 68H186L187 70H189L188 72H191L190 70H192V72L193 71H195L196 73L194 74V76L196 77L197 76V74H199L201 77H199V76H197V77H199V79H201V80H199V82L196 80L197 78H190V80H195L196 82H197V84L198 85H196V86H199V88H200V90H203L204 92H202V93H204V94H208L209 92L211 93V92H214V96H217V98L219 97V99L218 100H216L217 102H216V104L217 103H219L218 105L221 107H223L224 106V104H226V103H228L227 105H228V107L227 108H225V111H221V110H219V109H216V107H210L208 104H209V102H208V106H209V109H207V107H205V108H201V106H203L204 105V103L202 104V105H198L197 103H195L196 102V99H197V97H196V99L195 98H193V96L196 94L197 95V93H195L194 92V94H193V92H192V89L190 88V90H191V92H192V95L190 96L191 97V100H192V98H193V103H195V104H197V107H199V108H195V106H194V108L192 109V110H187V112H188V114H187V116H185L183 113H182V111L181 112H179L178 110V112L177 111H175L176 109H189V106H185L186 104H182V100H180V99H182V98H180V99H176L175 97H174V99H173V101L172 100H170V98H173V96L171 97V95L174 93V92H176V90L178 91V89L177 88H179V86L177 85V84H179V85H181L180 84V82L178 83V82H174V81H177L176 79L174 80V76L172 77L173 79L172 80H174V81H172V83H171V81H169L170 83H171V85H172V87L174 88V87H176L175 86V84L178 86V87H176V88H174V92L172 93L171 92V94L167 91V89H165L164 87H163V89L162 90H166L167 91V93L165 92L164 94H162V93H159L158 95L156 94V95H154V93H153V91L152 92H150L149 90H150V88H146V87H150V84H151V82L153 83V81H154V78L156 79V78H159L160 76V74H159V72L161 71H165V76H167L166 75V72L167 71H169V70H171V69H169L168 67H165L164 66V62H165V59H164V61H163V64L160 66H158V70H159V72L157 73V72H155V68H156V65L154 66V68H153V66H151V61H150V58H148V57H150L149 55H150V53H151V50H155V47H158V46H160V45H158V43L160 44L161 43V41H162V43H163V40H161L160 42H158L157 44H156V41L154 42V40H156V38L155 37H151L150 36V33L149 32H151V30L149 31V28H150V21H151V19H150V14H151V6H149L150 5ZM154 1V0H153ZM152 1V2H153ZM172 1V0H171ZM170 1V2H171ZM174 1V0H173ZM172 1V2H173ZM11 2H13V0L11 1ZM29 3V1L27 0L26 1V3ZM33 2H34V0H33ZM35 2H41V1H35ZM42 2H45V1H42ZM47 2V1H46ZM158 2V1H157ZM156 0L153 2V3H155V4H153L154 6L156 5ZM162 2H164V1H162ZM166 2V1H165ZM169 2V3H170ZM195 2H197V1H195ZM195 2H194V4H195ZM23 3H25V2H22V0H15L12 4H13V6H10V8H12L13 7V10H12V12H13V14L15 15V18L12 20V21H15V19H19V13H21V10H22V8H24V7H28V5L26 6V5H24V7H23ZM166 3H168V2H166ZM165 3V4H166ZM221 3V2H220ZM6 4V5H7ZM30 4V3H29ZM35 4V3H34ZM38 4V3H37ZM41 4H43V3H41ZM79 4V5H78ZM152 4V3H151ZM158 4V3H157ZM159 4H161V3H159ZM191 4V3H190ZM193 4V3H192ZM192 4H191V6H192ZM228 4V3H227ZM1 5V4H0ZM2 5H3V2H2ZM2 5L0 6V7H2ZM6 5L4 6V7H2L3 9L4 8H8V6L9 5H7V7H6ZM32 6H33V4H31ZM48 5H50L51 6V4H48ZM47 5V6H48ZM164 5V4H163ZM189 5V4H188ZM197 5V4H196ZM35 6V5H34ZM43 6H45V5H42L41 7H43ZM168 6H170V5H167L166 6V8L168 7ZM172 6V5H171ZM170 6V7H171ZM175 6V5H174ZM190 6V7H191ZM38 8V6H35V8ZM46 7V6H45ZM44 7V8H45ZM52 7V6H51ZM79 7H82V8H79ZM156 7V6H155ZM187 7V6H186ZM189 7V8H190ZM36 8V9H37ZM40 8V7H39ZM48 8V9H49ZM53 8H55V7H53ZM97 8V10L99 11V14H98V16L96 17L95 16V14H96V12H95V9ZM159 8H160V6H159ZM164 8H165V6H164ZM165 8V9H166ZM173 8V7H172ZM177 8V7H176ZM184 8V7H183ZM188 8V7H187ZM186 8V9H187ZM9 9V8H8ZM28 9V8H27ZM41 9V8H40ZM45 9H47V8H45ZM185 9V8H184ZM214 10L213 12L214 13H211L212 12V10ZM24 10V9H23ZM26 10V9H25ZM30 10H32V8L30 7ZM34 10V9H33ZM55 10V9H54ZM58 10H55V11H58ZM96 10V11H97ZM113 10H116L115 12L113 11ZM153 10H155V8L154 9H152V11ZM158 10V9H157ZM160 10H163L162 8L160 9ZM159 10V11H160ZM196 10V9H195ZM211 10V11H210ZM1 11V10H0ZM5 11H7V10H5ZM29 11V10H28ZM44 11V13L45 12H47L48 13V10L47 11H45V10H43ZM58 11V12H59ZM177 11V10H176ZM193 11V10H192ZM210 11V12H209ZM23 13L25 12V11H22ZM32 12V11H31ZM30 12V13H31ZM34 12H35V10H34ZM57 12V13H58ZM83 12V13H84ZM110 12V11H109ZM161 12V11H160ZM159 12V13H160ZM165 12V11H164ZM171 12V11H170ZM23 13H21V14H23ZM26 13H27V11H26ZM40 13H42L41 11H40ZM116 13V14H117ZM120 13V12H119ZM118 13V14H119ZM185 13H187L186 11H185ZM189 13V12H188ZM208 13H210V14H208ZM4 14V13H3ZM12 13H11V15H13ZM25 14V13H24ZM28 14V13H27ZM59 14V13H58ZM107 14V13H106ZM105 14V15H106ZM111 14V13H110ZM111 14V15H112ZM118 14H117V16L116 17H118V18H121V17H119L118 16ZM153 14H155V13H153ZM156 14H158V13H156ZM162 14H164V13H162ZM180 14H181V12H180ZM30 16H31V14H29ZM44 15H46V16H44ZM105 15H103V16H105ZM110 15V16H111ZM126 15L124 14V16L126 17ZM133 15V14H132ZM159 15V14H158ZM170 15V14H169ZM3 16V15H2ZM102 16V15H101ZM101 16H99V17H101ZM107 16V15H106ZM109 16V17H110ZM121 16V15H120ZM123 16V17H124ZM135 16V17H136ZM155 16V15H154ZM183 16V15H182ZM186 16V15H185ZM1 17V16H0ZM108 17V16H107ZM108 17V18H109ZM122 17V18H123ZM129 17V16H128ZM152 17V16H151ZM156 17H157V15H156ZM166 17V16H165ZM180 17H181V15H180ZM193 17V16H192ZM206 17H209V18H206ZM260 17H261V19H260ZM264 17V16H263ZM33 18V20L32 21H34L35 19ZM105 18V17H104ZM103 18V19H104ZM107 18V19H108ZM170 18V17H169ZM175 18V17H174ZM65 19V20H66ZM85 19H86V17H85ZM102 19V18H101ZM102 19V20H103ZM107 19H105V20H107ZM114 19V21H117V20H115ZM152 19H153V17H152ZM163 19V18H162ZM202 19H201V21H202ZM0 20H1V18H0ZM35 20V21H36ZM105 20H103V22L105 21ZM113 20V19H112ZM134 22H133V21ZM165 20V19H164ZM182 20V19H181ZM190 20V19H189ZM209 20V21H210ZM22 21V20H21ZM24 21V20H23ZM28 21H31V20H28ZM27 21V23H29ZM31 21V22H32ZM34 21V22H35ZM37 21V22H38ZM70 21V22H71ZM154 21V20H153ZM193 21V20H192ZM18 22H19V20H18ZM64 22H66V21H64ZM95 22V21H94ZM97 22H100L99 20L98 21H96V23ZM155 22V21H154ZM169 22V21H168ZM190 22V21H189ZM1 23H3V22H1ZM25 23H26V21H25ZM25 23H23V24H25ZM36 23V22H35ZM34 23V24H35ZM42 23H41V25L40 26H42ZM68 23V22H67ZM85 23V22H84ZM160 23V22H159ZM182 23V22H181ZM186 23V22H185ZM211 23H212V25H211ZM261 23V24H260ZM14 24H15V22H14ZM29 24H31V23H29ZM28 24V25H29ZM33 24V23H32ZM33 24V25H34ZM37 24V23H36ZM35 24V25H36ZM55 24V26L57 27V25ZM64 24V23H63ZM71 24V23H70ZM94 24V23H93ZM98 25H99V23H97ZM111 24V23H110ZM26 25V24H25ZM32 25V26H33ZM38 25V24H37ZM62 25V24H61ZM61 25H58V26H61ZM65 25H67V24H65ZM83 25H85V24H83ZM192 25V24H191ZM13 26V25H12ZM22 26V25H21ZM31 26V27H32ZM39 26V25H38ZM43 26H44V24H43ZM47 27H49V25H46ZM54 26V27H55ZM68 26V25H67ZM81 27H84V26H82V25H80ZM93 26V25H92ZM91 26V27H92ZM95 26V25H94ZM153 26V25H152ZM175 26V25H174ZM263 26H264V22H263ZM3 27V26H2ZM7 27V26H6ZM26 27H28V26H26ZM29 27H30V25H29ZM30 27V30L32 31V30H34L35 29V31H36V28H37V26L35 27H33V28H31ZM47 27H43V28H45L44 30H46L47 29ZM50 27H52V25H50ZM61 27H66V26H61ZM60 27V28H61ZM69 27V26H68ZM86 27V26H85ZM90 27V28H91ZM103 27H101V28H103ZM110 27V28H109ZM158 27V26H157ZM181 27V26H180ZM195 27V28H194ZM9 28H12V27H9ZM14 28H15V26H14ZM18 28H20V26L18 27ZM25 28V27H24ZM40 28V27H39ZM42 28V27H41ZM40 28V29H41ZM67 28V27H66ZM70 28V27H69ZM78 28H79V26H78ZM87 29L86 30H88L89 29V27L87 26L86 27ZM93 28V27H92ZM97 28V27H96ZM100 28V27H99ZM98 28V30H100ZM191 28H193V29H195L194 31H193V29H191ZM197 28V29H196ZM4 30H6L5 28H3ZM26 29V28H25ZM29 29V28H28ZM49 29L50 28H48V30L47 31H49ZM71 29V28H70ZM75 29V28H74ZM82 29V28H81ZM84 29V31H85V28H83ZM95 29V28H94ZM152 29V32H155V31H153V28H151ZM3 30V31H4ZM11 30V29H10ZM13 30V29H12ZM16 30V29H15ZM20 31L21 30H23V28L22 29H19ZM18 29H17V31H19ZM27 30V29H26ZM29 30V31H30ZM39 30V29H38ZM43 30V32L41 33L40 31V34H43L44 32H46V31H44ZM51 30H53V29H51ZM54 30H56V29H54ZM59 30H62V29H59ZM59 30H58V32H59ZM91 30V29H90ZM96 31H97V29H95ZM170 30H173V28H171ZM1 31H2V29H1ZM2 31V32H3ZM72 31V32H73ZM164 31V30H163ZM179 31V30H178ZM8 32V31H7ZM50 32H52V31H50ZM57 32V31H56ZM56 32H54L55 33V37L56 36H58L57 34H56ZM67 32H69V30L67 31ZM81 32H83V31H81ZM89 32H91V31H89ZM157 32V31H156ZM261 32H262V34H261ZM33 33V32H32ZM36 33V36L38 35L37 34V32H34V34ZM49 33V32H48ZM53 33V32H52ZM85 33V32H84ZM84 33L82 34V36L84 35ZM165 33V32H164ZM169 33V32H168ZM167 33V34H168ZM0 34H1V32H0ZM20 34H22V33H20ZM45 34V33H44ZM43 34V35H44ZM68 34V33H67ZM66 34V35H67ZM157 33H155L154 35H153V33H152V36H155ZM160 34V33H159ZM159 34H158V36H159ZM166 34V33H165ZM22 35H24V33L22 34ZM27 34H25L24 36H23V38H25V36H26ZM54 35V34H53ZM52 35V36H53ZM60 35V34H59ZM63 35V33L60 35L61 36V38L63 37L62 36ZM86 35V34H85ZM162 35V34H161ZM164 35V34H163ZM180 35V34H179ZM253 36V37H251V39H250V37L249 38H247L248 36ZM1 36V35H0ZM14 35L12 34V37H13ZM19 36H21V35H19ZM35 35H33V37H34ZM35 36V38L33 39L32 37V39L33 40H35L36 38H37V40H38V37H36ZM39 36V35H38ZM42 36V35H41ZM47 36V32H46V34H45V36L44 37H46ZM75 35H73V37H74ZM158 36H156L157 37V39H158ZM176 36V35H175ZM30 37V36H29ZM28 36H27V38H26V40L27 39H29L30 40V43L29 44H31V43H35V42H39V41H33V42H31L32 41V39H30ZM40 37V36H39ZM48 37V36H47ZM46 37V38H47ZM65 37V36H64ZM182 37V38H183ZM1 38V37H0ZM4 38V37H3ZM14 38V37H13ZM18 38V37H17ZM16 38V39H17ZM23 38H20V43H22L23 42V40H24V42H25V39H23ZM49 38V37H48ZM50 38H51V35H50ZM54 38V37H53ZM60 37L58 36V39H59ZM84 38V37H83ZM152 38H155V39H152ZM178 38V37H177ZM175 39V40H178V39ZM179 38H180V36H179ZM248 39V42H250V46H251V49L249 50L250 52L248 53V55L249 56H245V57H243L242 58V60H244V63H242L243 61L242 60H240V62L242 63V65L237 61L238 59H236V57H233L236 53H234V52H232V50H234V46L232 45V43H234V42H239L240 43V41L239 40H241V39ZM253 38V39H252ZM40 39H41V37H40ZM45 39V38H44ZM43 39V40H44ZM55 39H57V37L55 38ZM57 39V40H58ZM162 39V38H161ZM184 39H180V40H182V42H183V44H184ZM250 39V40H249ZM21 40H22V42H21ZM28 40V41H29ZM46 40V39H45ZM49 40H53V39H49ZM60 40V39H59ZM160 40V38L158 39V41ZM17 41V40H16ZM64 41L62 42V43H64ZM133 41L135 42V43H133ZM166 41V40H165ZM244 41V40H243ZM2 42H3V40H2ZM1 42V43H2ZM17 42H19V41H17ZM27 42V41H26ZM25 42V44H27ZM40 42L42 43V41L40 40ZM40 42L39 43H36V45L38 44L39 46L41 45L40 44ZM45 42V41H44ZM43 42V43H44ZM47 42V41H46ZM46 42L44 43V44H42V46L41 47H43L42 48V50L43 49H45L46 47H44V46H51V45H53V44H51V42H49L51 45H49V44H46ZM75 42V41H74ZM155 43V45H157V46H155L154 48H152L153 47V45L152 44H154ZM171 42V41H170ZM177 42V41H176ZM179 42V41H178ZM181 42V41H180ZM214 42V43H213ZM245 42H246V40H245ZM19 43V44H20ZM53 43H54V41H53ZM61 42L59 41V43L57 42V43H55L56 44V46L57 47H59V48H61V45H64V44H61V45H59ZM166 43H167V41H166ZM165 43V44H166ZM190 43V44H191ZM211 43H213L214 45H212ZM242 44H243V42H241ZM241 43H240V46H241ZM4 44V43H3ZM2 44V45H3ZM10 44V43H9ZM177 44H179V43H177ZM177 44H175V45H172L173 47H178L177 46ZM182 44V43H181ZM186 44V43H185ZM235 44V43H234ZM13 45V44H12ZM11 45V46H12ZM16 45V44H15ZM14 45V46H15ZM35 45V44H34ZM36 45H35V47H36ZM38 45H37V47H38ZM44 45V46H43ZM59 45V46H58ZM187 45V44H186ZM185 45V46H186ZM193 45V44H192ZM237 45H239L238 43H237ZM245 45V44H244ZM4 46V45H3ZM10 46V45H9ZM14 46H12V47H14ZM19 46V45H18ZM29 47H32L33 46V44H31V46L30 45H28ZM55 45L54 46H52L53 47V51L54 50H56V51H54L56 54L58 53L57 51H59V50H57V49H54L55 47H56ZM163 46V45H162ZM171 46V47H172ZM182 46V45H181ZM184 46V45H183ZM187 46H189V44L187 45ZM195 46H192V47H195ZM29 47L27 48V45H26V48L27 49H29ZM51 47V48H52ZM64 47H65V45H64ZM64 47H62L61 48V50L64 48ZM76 47V46H75ZM164 47V46H163ZM167 46L165 45V47L164 48H161V49H165ZM8 48V47H7ZM11 48V47H10ZM24 48V47H23ZM32 48H34V46L32 47ZM32 48H30V49H32ZM51 48H50V51H49V49H48V51L49 52H53V51H51ZM152 48V49H151ZM182 48V53H183V49H186L185 47L183 48V47H181ZM242 48L244 49V46H242ZM1 49V48H0ZM13 49V48H12ZM25 49V48H24ZM26 49V50H27ZM38 49V48H37ZM189 49V48H188ZM191 49V48H190ZM193 49V51H194V48H192ZM214 49H218L217 51H215ZM235 49H236V47H235ZM249 49V48H248ZM2 50V49H1ZM4 50H6V49H4ZM3 50V51H4ZM8 50H9V48H8ZM7 50V51H8ZM14 50H15V47H14ZM14 50H13V53H14ZM33 50V49H32ZM30 51V50H28V52L31 54V52L32 53H37V54H39V60H40V62H42V58L40 59V56L41 57H43V58H45L46 56L48 57L49 55L47 54L46 56H45V54L44 55H40V54H43V53H38L37 51H39V50H36V48L34 49V51ZM42 50H41V48H40V51L42 52ZM46 50V49H45ZM160 49H159V47H158V50L157 51H159ZM211 50V51H210ZM212 50H214L213 52H212ZM236 50H238V47H237V49ZM242 50V49H241ZM241 50H239V51H241ZM10 52L12 51L11 49L9 50ZM22 51H23V49H22ZM48 51H46V52H48ZM63 51H64V49H63ZM63 51H59L60 53H58L57 55L59 56L60 54H62V52ZM162 51V50H161ZM164 51H162V52H164ZM181 51H179V52H181ZM192 51V50H191ZM238 51V52H239ZM45 52V51H44ZM48 52V53H49ZM160 52V51H159ZM159 52H156V50L155 51H153V53L155 54V58H156V53H158L159 54ZM165 52H164V55H165ZM179 52H176V54H178ZM210 52H212V53H214L215 54V56L213 55V54H210ZM242 52V51H241ZM241 52H240V54H241ZM244 53H245V51H243ZM8 53V52H7ZM12 53V52H11ZM23 53V52H22ZM28 53V54H29ZM55 53H53V54H55ZM66 53V52H65ZM197 53H190V52H188V54H197ZM203 53V54H202ZM232 53H234V55L232 54ZM246 53H247V50H246ZM245 53V54H246ZM17 54V53H16ZM27 54V53H26ZM36 54V55H37ZM51 55V56H57L56 54L55 55ZM64 54V53H63ZM162 54V53H161ZM216 54L218 55V57L216 56ZM244 54V55H245ZM21 55V54H20ZM25 55V54H24ZM36 55H35V57H34V55L32 56V55H29V56H31V57H33V58H36L37 59V61H38V63H37V66L39 65V60H38V58L36 57ZM243 55V54H242ZM247 55V54H246ZM18 56V55H17ZM51 56H49L50 57V59L49 60H52V58H53V60H57L58 61V58H60V57H63V56H57L58 58H56V57H52L51 58ZM152 56V55H151ZM158 57H157V59H155L156 61H154V63L156 64L157 62L159 63L160 62V57H159V55H157ZM161 56V55H160ZM167 56H165L166 58H167ZM190 56V55H189ZM193 56V55H192ZM221 56H223V57H221ZM237 56V55H236ZM240 56V55H239ZM19 57V56H18ZM48 57V58H49ZM188 57V56H187ZM211 57H213V58H211ZM223 58L224 59V62L223 61H221L219 58ZM25 58V57H24ZM64 58V57H63ZM159 58V59H158ZM169 58V59H170ZM172 58V59H173ZM195 58H196V55H195ZM36 59H35V61H36ZM46 59V58H45ZM65 59V58H64ZM171 59V60H172ZM220 61H219V60ZM241 59V58H240ZM21 60V59H20ZM48 60V59H47ZM48 60V61H49ZM157 60H159V61H157ZM161 60H163V59H161ZM174 60H175V58H174ZM191 60V59H190ZM13 61V60H12ZM34 61V60H33ZM34 61V62H35ZM43 61H46V60H43ZM56 61V64H58L59 62H57ZM59 61L61 62V60L59 59ZM63 61V60H62ZM195 61V62H194ZM22 62V61H21ZM28 62V61H27ZM65 62V63H66ZM162 62V61H161ZM160 62V63H161ZM171 62H172V64H171ZM175 64H174V63ZM4 63V62H3ZM31 63V62H30ZM47 63V62H46ZM50 63H52V67H53V70H54V66H53V63L54 62H52V61H49V65H50ZM62 63L63 62H61V64L60 65H62ZM10 64V63H9ZM17 64V63H16ZM15 64V65H16ZM20 63H18V65H19ZM22 64V63H21ZM41 64V63H40ZM167 64V65H166ZM240 64V65H239ZM11 65V64H10ZM24 65V64H23ZM30 65V64H29ZM44 65V64H43ZM48 65V64H47ZM46 64L44 65V66H47ZM65 65V64H64ZM67 65V64H66ZM65 65V66H66ZM158 65V64H157ZM174 65H176V66H174ZM180 65V66H181ZM3 66V65H2ZM32 66H33V64H32ZM36 66V67H37ZM41 66V65H40ZM43 66V67H44ZM51 66V65H50ZM49 66V67H50ZM56 67H57V65H55ZM64 66V67H65ZM164 68H163V67ZM19 67V66H18ZM26 67V66H25ZM30 67H31V65H30ZM29 67V68H30ZM36 67H33V70H34V68L36 69ZM63 67V66H62ZM153 68V71L156 73H154L153 74V71H152V68ZM162 67V68H161ZM223 67H225V68H223ZM20 68H22L23 69V66H21V67H19V69ZM28 68V67H27ZM38 68V67H37ZM41 68V67H40ZM68 68H70L69 66H68ZM167 69V71H166V69ZM180 68V67H179ZM46 70H48V68L46 67L45 68ZM49 69H52L51 67L49 68ZM56 70H57V68H55ZM75 69V68H74ZM155 69V70H154ZM31 70V69H30ZM42 70V69H41ZM55 70V71H56ZM58 70H59V67H58ZM65 69L63 68V72H66V71H64ZM67 70H70V69H67ZM157 70V71H158ZM186 70V71H187ZM207 70H208V72H207ZM19 71V70H18ZM28 71V70H27ZM50 70H48V72H49ZM172 71H169L170 73L172 72ZM177 71V70H176ZM175 71V72H176ZM178 71H179V69H178ZM184 72L185 70H181V72ZM5 72V71H4ZM15 72V71H14ZM33 72V71H32ZM32 72H31V74H32ZM53 72V71H52ZM52 72H51V74H52ZM58 72V71H57ZM62 72V73H63ZM169 72H167V74L169 73ZM174 72V71H173ZM174 72V73H175ZM188 72L186 73V72H184V73H186L187 75H188ZM191 72V74H193ZM11 73V72H10ZM18 73H20V72H18ZM25 73V72H24ZM42 73H43V75H42ZM50 73V72H49ZM48 73V74H49ZM55 72H53V74H54ZM163 73V75H164V72H162ZM161 73V74H162ZM169 73V74H170ZM23 74V73H22ZM27 74V73H26ZM30 74V75H31ZM50 74V75H51ZM52 74V75H53ZM56 74V73H55ZM176 75L178 74V72H176L175 73ZM183 74V73H182ZM190 74V73H189ZM208 74V75H207ZM210 74H211V77H212V75H213V79L212 78H210L209 76H210ZM17 75V74H16ZM25 75V74H24ZM27 75H29V74H27ZM158 76V77H155V76ZM170 75H172V74H170ZM170 75H168V76H170ZM179 75V74H178ZM185 75V74H184ZM186 75V76H187ZM5 76V75H4ZM9 76V75H8ZM48 76V75H47ZM185 76V77H186ZM189 76V75H188ZM191 76V75H190ZM207 76V77H206ZM13 77H15V76H13ZM170 77V78H171ZM2 78V77H1ZM22 78V77H21ZM25 78V77H24ZM26 78H28V76L26 77ZM25 78V79H26ZM45 78V79H44ZM49 78V79H50ZM55 78V77H54ZM161 78V77H160ZM162 78L164 79V80H166L165 78H167V77H163L162 76ZM180 78V77H179ZM182 78V77H181ZM208 78V79H207ZM19 80H21L20 78H18ZM29 79V78H28ZM178 79V78H177ZM186 79V78H185ZM184 79V80H185ZM188 79V78H187ZM187 79H186V81H187ZM211 79V80H210ZM3 80V79H2ZM14 80V79H13ZM27 80V79H26ZM153 80V81H152ZM157 81L158 80H161V79H156ZM155 80V81H156ZM208 80V81H207ZM6 81V80H5ZM15 81H17V80H15ZM22 81V80H21ZM24 81V80H23ZM28 81H30V80H28ZM155 81H154V83H155ZM162 81V80H161ZM179 81V80H178ZM181 81H183V78H182V80ZM189 81V80H188ZM7 82V81H6ZM6 82H4V83H6ZM25 82V81H24ZM23 82V83H24ZM159 82V81H158ZM157 82V83H158ZM174 82V83H173ZM29 83V82H28ZM28 83H27V85H28ZM51 83H53V84H51ZM136 83H137V85H136ZM157 83H156V86H158L157 85ZM162 83V82H161ZM0 84H2V83H0ZM16 84V83H15ZM19 84H20V82H19ZM18 84V85H19ZM134 84H135V87L136 86H138L139 85V87H142V89H140V88H138V92H140V90H142L143 92H145V93H143L142 91V94L140 93H138L137 91H136V89H137V87L135 88H133V86H134ZM148 84H149V86H148ZM159 84V83H158ZM169 83H166V84H163V85H165V86H167ZM187 84V83H186ZM189 84L191 85L192 83H191V81H189ZM196 84V83H195ZM4 84H2V86H3ZM6 85V84H5ZM13 85H14V83H13ZM21 85V84H20ZM23 85V84H22ZM21 85V86H22ZM25 85V84H24ZM147 85V86H146ZM154 85V84H153ZM174 85V86H173ZM183 85V84H182ZM193 85H194V83H193ZM2 86H0V88L2 87ZM10 86V85H9ZM195 86V85H194ZM211 86H213V87H211ZM24 87V86H23ZM28 87V86H27ZM145 87V88H144ZM162 87V86H161ZM3 88V87H2ZM7 91L9 90V88H8V86L6 85V87H4ZM8 88V89H7ZM11 88L13 89V87H12V85H11ZM17 88V87H16ZM54 88H56L55 90H54ZM157 88V87H156ZM4 89V90H5ZM28 89H27V92H28ZM53 89V90H52ZM147 90V91H149L148 93H146V91L145 90ZM170 89H172V88H170ZM14 90H15V87H14ZM23 90H25V89H23ZM57 90V91H56ZM135 90V91H134ZM196 90V89H195ZM194 90V91H195ZM0 91H1V89H0ZM6 91V92H7ZM10 91H11V89H10ZM55 91V92H54ZM156 92L155 93H158V90H155ZM205 91L207 92V93H205ZM11 92H13L14 93V91L12 90ZM16 92V91H15ZM19 92H20V90H19ZM24 92V91H23ZM26 92V91H25ZM30 92H31V90H30ZM29 92V93H30ZM138 93V94H135L134 95V93ZM161 92V91H160ZM179 92V91H178ZM187 92V91H186ZM189 92V91H188ZM187 92V93H188ZM4 93V92H3ZM12 93V94H13ZM180 93V92H179ZM179 93H177L178 95H179ZM182 93V92H181ZM201 93V95L203 96V94ZM8 94H10V96H11V93L9 92ZM56 94V95H57ZM146 94V95H145ZM177 94H174V95H177ZM6 96V98L4 97V96H2V101H4V98H5V100H7V101H5V103L4 102H0V104H2V103H4V105L3 106H5L6 104H10V102L12 103V101H14V100H12V98H13V96L14 95H16V94H14L12 97H10V99L12 100H10L9 99V95H7V93L5 94ZM20 95H22V93L20 92ZM139 97H138V96ZM141 95V96H140ZM178 95L176 96V97H178ZM185 95V94H184ZM186 95H188V94H186ZM195 95V96H196ZM1 96V95H0ZM7 96H8V98H7ZM4 97V98H3ZM18 97V96H17ZM53 97H54V95H53ZM60 97L57 99V96H55L54 97V99L56 98L57 100H59L60 99ZM64 97V98H65ZM182 97V96H181ZM204 97V96H203ZM208 97V96H207ZM15 98V97H14ZM24 98H22V99H24ZM32 98H31V100H32ZM39 98V102H41L40 99ZM52 98V97H51ZM187 98H188V100H189V97L187 96ZM198 98L200 99L201 97H200V95L198 96ZM206 98V97H205ZM16 99V98H15ZM18 99V98H17ZM22 99H18V101H20L19 102V104L21 103V105H22V103H24L25 104V106L24 107H30V106H26V104H27V101H26V103L25 102H21V101H23ZM53 99V100H54ZM66 99L67 98H65V101H66ZM184 99V98H183ZM186 99V98H185ZM198 99V100H199ZM204 99V98H203ZM202 99V100H203ZM213 99V98H212ZM211 99V100H212ZM10 100V101H9ZM36 100V99H35ZM56 100V101H57ZM69 100V99H68ZM67 100V101H68ZM161 101V102H159V101ZM197 100V101H198ZM210 100V101H211ZM18 101H14V102H16V103H18ZM51 101V100H50ZM55 101V100H54ZM62 101V100H61ZM60 101V102H61ZM64 101V100H63ZM158 101V102H157ZM169 101H171V107L169 106L170 104H169ZM187 101V100H186ZM190 101V100H189ZM205 101V100H204ZM208 101V99L206 100V102ZM214 101V100H213ZM212 101V102H213ZM7 102V103H6ZM44 102V101H43ZM58 102V101H57ZM60 102H58V104L60 103ZM156 102H157V104L158 105H160V103L163 105V104H165V106L166 107H170V108H164V109H162V110H159L160 112L159 113H153V112H151V110H149V107H151L152 105H153V103H155L156 104ZM188 102V101H187ZM200 102V101H199ZM28 103L30 104L31 103V101L29 102L28 101ZM33 103H35L34 101H32V103L30 104L32 107H33ZM38 103V102H37ZM48 103V102H47ZM50 103H52V102H50ZM50 103H48V105L50 104ZM62 104H63V102H61ZM166 103H168L167 105H166ZM191 103V102H190ZM15 103H13V105H14ZM19 104H17L16 106H18ZM44 104H46L45 102H44ZM57 104V105H58ZM101 104H103V105H101ZM188 104V103H187ZM200 104V103H199ZM206 104V103H205ZM211 104V103H210ZM215 104V103H214ZM213 104V105H214ZM215 104V105H216ZM261 104V105H260ZM11 106H12V104H10ZM39 105V104H38ZM41 105H43V103L41 104ZM40 105V107H43V106H45V105H43V106H41ZM61 105V104H60ZM65 105V104H64ZM63 105V106H64ZM161 105V106H162ZM189 105V104H188ZM247 105H250L251 107H253V109H254V115L255 116H257V118L258 119H260L259 121L257 120V122H256V126L254 125V124H252V125H254V127L253 126H251V125H249L248 124V127L249 126H251L250 128L252 129V131H250V132H252V134H248V133H246L245 132V130H242L241 128L242 127H240V126H243V124L242 125H240L237 121L235 122V120H236V117H240V116H242V114H246L247 113ZM2 106V105H1ZM2 106V107H3ZM11 106H9V107H11ZM15 106V107H16ZM52 106V105H51ZM50 106V107H51ZM55 105H53V107H54ZM59 106V105H58ZM62 106V105H61ZM60 106V107H61ZM155 106V105H154ZM157 106V105H156ZM186 108H185V107ZM191 106V105H190ZM193 106V105H192ZM1 107V108H2ZM8 106H6V108H7ZM24 107H22V108H20V105H19V107H17L16 108V110H18V108H20L21 109V112L23 113V111L25 112V113H23L24 115L26 114V112L29 110H27L26 111V109L27 108H24ZM36 107V103H35V105H34V108ZM39 107V106H38ZM37 107V108H38ZM40 107H39V109H40ZM47 107V109H48V106H46ZM49 107V110L52 108H50ZM153 107V106H152ZM152 107H151V109H152ZM159 107V106H158ZM0 108V110H2V112H3V109H4V107L1 109ZM5 108V109H6ZM12 108V107H11ZM11 108H10V110H11ZM24 108V110L22 111V109ZM34 108H32V109H34ZM44 108V110L46 109L45 107H43ZM159 108H163V107H159ZM172 108V109H171ZM211 108V109H210ZM218 108V107H217ZM4 109V110H5ZM14 107H13V111L12 112H14ZM31 109V108H30ZM31 109V110H32ZM47 109L45 110V112L47 111ZM53 109V108H52ZM55 109V108H54ZM61 109L62 110H66V109H68L67 108V106L65 107H61ZM9 110V109H8ZM34 110H37V111H39L38 109H34ZM56 110V109H55ZM248 110H250V107H249V109ZM30 111V110H29ZM41 111V110H40ZM68 111V110H67ZM185 111V110H184ZM1 112V111H0ZM18 112V111H17ZM34 112V111H33ZM33 112H32V114H33ZM41 112H43V110L41 111ZM41 112H39V113H41ZM44 112V113H45ZM155 112V111H154ZM186 112V111H185ZM249 112H251V111H249ZM249 112H248V114H246L247 116L249 115L250 116V114H249ZM19 113H20V111H19ZM19 113H17V114H19ZM36 113V111L34 112V114ZM44 113H41V114H44ZM47 113H48V111H47ZM51 113V112H50ZM67 113V112H66ZM3 114H4V112H3ZM11 114V113H10ZM14 115L16 114V111H15V113H13ZM16 114V115H17ZM22 114V115H23ZM27 114H29V113H27ZM37 114H38V112H37ZM37 114L36 115H33V117L34 118H36L37 117ZM141 114V113H140ZM140 114H138V119H140L141 118V116H140V118H139V115ZM149 114V113H148ZM154 114V115H153ZM1 116H0V118L2 119L3 117H2V114H0ZM8 115V114H7ZM12 115V114H11ZM14 115H13V118H14ZM19 115H21V114H19ZM23 115V116H24ZM47 115V114H46ZM110 115V116H109ZM143 115H145V113L143 114ZM143 115H142V118L140 119V121L142 120H144L143 118H145L146 116H147V112H146V115H145V117H143ZM252 115V114H251ZM27 115H25V117H26ZM29 116V115H28ZM30 116H31V114H30ZM29 116V117H30ZM36 116V117H35ZM40 116V115H39ZM38 116V117H39ZM43 117L45 116V115H42ZM48 116H51V115H49V113H48ZM103 116H102V118L100 119V120H102L103 119ZM105 116H104V118H105ZM6 117V116H5ZM9 117V116H8ZM12 117V116H11ZM18 117V116H17ZM24 117V118H25ZM32 117V116H31ZM32 117V118H33ZM46 117V116H45ZM44 117V118H45ZM93 117V118H94ZM116 117V118H115ZM148 117V116H147ZM145 118L147 121L148 120H150V118ZM238 117V119H239V121H240V119L241 118H239ZM243 117V116H242ZM254 117V116H253ZM13 118H11L12 119V121L14 120ZM15 118H16V116H15ZM23 118V119H24ZM28 118V117H27ZM41 118V117H40ZM47 118V117H46ZM45 118V119H46ZM50 118V117H49ZM49 118H47V120L49 119ZM93 118H92V120H93ZM137 118V117H136ZM0 119V120H1ZM4 119H6V118H4ZM4 119H2V120H4ZM18 120L20 119V120H22V118H17ZM17 119H15V120H17ZM29 119V118H28ZM44 119V120H45ZM51 119V118H50ZM96 118H94V120H95ZM113 119H111V121L113 120ZM138 119H135V120H138ZM157 119H159V118H157ZM164 119V120H165ZM7 120H8V118H7ZM30 120H32V119H30ZM37 120V119H36ZM35 120V121H36ZM39 120V119H38ZM42 121H43V118L41 119ZM52 120V119H51ZM90 120H89V122H90ZM93 120V121H94ZM97 120V119H96ZM103 120H105L106 121V119H103ZM108 121L107 122H109L110 120L109 119H107ZM146 120H145V122H146ZM152 120V119H151ZM154 120V119H153ZM156 120V119H155ZM251 120H252V116H251ZM4 121H6V120H4ZM34 120H33V122H35ZM92 121V122H93ZM104 121V122H105ZM111 121L109 122V123H111ZM114 121H112V123L114 122ZM127 121V122H126ZM142 121L140 122L141 123V125H142ZM156 121H160V119L159 120H156ZM166 121V120H165ZM241 121H242V119H241ZM8 122V121H7ZM7 122H5V126H7V124L8 123H10L11 124V122H10V118H9V122L7 123ZM14 122V121H13ZM17 122V121H16ZM21 122L22 121H20V124H21ZM25 122V121H24ZM28 122H29V120H28ZM49 123V121H44V122H41V123ZM92 122H90V123H92ZM101 122H103V121H99L98 122V124L99 123H101ZM104 122H103V124H104ZM105 123V124H107V125H109V123ZM116 122V121H115ZM115 122H114V124H112L113 126L115 125ZM118 122V121H117ZM119 122V123H120ZM133 122H134V119H133ZM144 122V121H143ZM149 122V121H148ZM151 122H153V121H151ZM247 122V121H246ZM32 123V122H31ZM52 123V122H51ZM51 123H49V124H51ZM54 123V122H53ZM94 123V122H93ZM96 124H97V122H95ZM94 123V124H95ZM121 123L119 124V125H121ZM128 124V125H131V124H134V123H131V124ZM137 123V122H136ZM135 123V124H136ZM139 123V124H140ZM157 123V122H156ZM160 123V122H159ZM158 123V124H159ZM164 123V122H163ZM162 122L160 123V124H163ZM244 123V122H243ZM248 123V122H247ZM246 123V124H247ZM252 123V122H251ZM254 123V122H253ZM17 124V123H16ZM15 123L12 125L11 124V127H12V130L10 131V129H9V131L11 132H8V134H7V132L5 131L4 133H6L7 135H9V133L11 134V136H10V140L8 139L9 137L6 135V137H7V139H6V137H5V134H1V132H3L2 131V129H0V134L3 136V138L6 140V141H10L9 143H10V145H11V147L12 146H14L13 147V150L14 149H16L17 148V146L19 147L20 146V143L22 144L23 142V140H21V142L19 141V136L20 135H18V133H16V131H18V130H16L17 128L16 127H18V126H21V125H19V124H17L16 125ZM27 124V123H26ZM86 124V125H85ZM97 124V125H98ZM134 124V125H135ZM158 124H155V126H157V127H159L160 126V128L162 129H164V127L163 126H161L160 124L158 125ZM28 125H29V123H28ZM93 125V124H92ZM106 125V126H107ZM112 125H110V126H112ZM143 125H145V123L143 124ZM147 125H149V123L147 124ZM219 125V126H218ZM240 125V126H239ZM23 126V125H22ZM21 126V127H22ZM29 126H31V124L29 125ZM50 126L51 125H49V129H50ZM52 126H55V125H52ZM89 126H90V124H89ZM103 126V125H102ZM105 126V125H104ZM103 126V127H104ZM116 126V125H115ZM122 127H123V125H121ZM120 126V127H121ZM125 126V125H124ZM132 126V125H131ZM130 126V127H131ZM207 126V125H206ZM9 127V126H8ZM8 127H7V129H8ZM21 127H18L19 128V130H21L22 128ZM95 129L97 128V127H95V125L93 126ZM101 127V125L98 127V129ZM102 127V128H103ZM117 127V126H116ZM116 127H113L114 129H118V128H116ZM119 127V126H118ZM128 127V126H127ZM125 128V130H128V129H130V127H128V128ZM191 127H195V128H193L194 130H195V132H194V130L192 129L191 130ZM210 127V126H209ZM246 127V129L248 130V127L247 126H245ZM244 127V128H245ZM28 128V129H29ZM53 128H55V127H53ZM92 128V127H91ZM102 128H100V129H102ZM109 128V127H108ZM132 128V127H131ZM134 128V127H133ZM132 128V129H133ZM135 128H136V126H135ZM206 128V127H205ZM211 128H212V126H211ZM7 129H5V130H7ZM28 129H27V131H28ZM56 129V128H55ZM98 129H96V131L98 130ZM105 129H107V128H105L104 127V129L103 130H105ZM110 129V128H109ZM109 129H108V132H109ZM155 129H156V127H155ZM159 129V128H158ZM199 129V128H198ZM203 129V128H202ZM250 129V130H251ZM254 129V130H253ZM4 130V129H3ZM26 130V129H25ZM51 130V129H50ZM91 130V129H90ZM102 130V131H103ZM123 130V129H122ZM122 130H120V131H122ZM131 130V129H130ZM138 130V129H137ZM157 130V129H156ZM155 130V131H156ZM160 130V129H159ZM204 130V129H203ZM29 131H30V129H29ZM93 131V130H92ZM106 131V130H105ZM129 131V130H128ZM132 132L134 131V130H131ZM139 131V130H138ZM142 131V130H141ZM22 132H24V131H22ZM107 132V133H108ZM116 132V131H115ZM135 132V131H134ZM133 132V133H134ZM143 132L145 133L146 131H144L143 130ZM148 132V131H147ZM154 132V131H153ZM198 132V131H197ZM211 132V131H210ZM20 134H21V131L19 132ZM25 133V132H24ZM95 133V132H94ZM110 133H111V131H110ZM117 133H119L118 135H117V137L116 136H114V137H112L111 135V137H112V139L114 138L115 140H113V141H116L117 142V144H120V142L117 140L118 139V137L120 138L121 136L120 135H122V134H120V132H117ZM126 133H129V132H127L126 131ZM139 133V132H138ZM142 133V132H141ZM143 133V134H144ZM215 133V132H214ZM27 134H29V133H27L26 132V135L25 136H27ZM123 134H124V131H123ZM130 134H131V132H130ZM130 134H126V135H130ZM140 134V133H139ZM142 134V135H143ZM149 134H151V132H149ZM202 134H204V133H202ZM0 135V137H2ZM22 135V134H21ZM125 135V134H124ZM133 135H135V133L133 134ZM152 135H151V137H152ZM197 136H198V134H196ZM214 135V134H213ZM212 135V136H213ZM106 136H107V134H106ZM105 136V137H106ZM131 136V135H130ZM146 136H148L147 134H146ZM146 136H142L143 138L144 137H146ZM160 136H162V137H160ZM200 136V135H199ZM199 136H198V138H199ZM228 136V137H227ZM233 136H235V135H233ZM116 137V138H115ZM129 137V136H128ZM127 137V139H129ZM132 137V136H131ZM131 137H130V139H131ZM151 137L149 136V140L151 139ZM238 137V136H237ZM28 138H30L29 137V135H28ZM108 138H110L109 136H108ZM107 138V139H108ZM124 138V137H123ZM126 138V137H125ZM134 137H132V139H133ZM137 137L135 136V139H136ZM208 138V137H207ZM239 138V137H238ZM1 139L2 138H0V142H1ZM4 139H2V140H4ZM21 139H24L23 137L21 138ZM33 139V140H34ZM104 139H105V141H104ZM131 139V141L132 142H134L133 140ZM134 139V140H135ZM152 139H153V137H152ZM262 139V140H263ZM4 140V141H5ZM25 140H29V139H27L26 137H25ZM31 140V139H30ZM30 140H29V142H30ZM32 140V141H33ZM111 140V139H110ZM139 139H137V142H139L138 141ZM146 140H148V139H146ZM146 140H144L145 141V143H146ZM148 140V141H149ZM235 140V139H234ZM237 140V139H236ZM240 140V139H239ZM131 141L129 140V142H130V144H131ZM143 141V140H142ZM142 141L140 142V143H142ZM167 141V140H166ZM197 141V140H196ZM238 141V140H237ZM7 142V143H8ZM25 142V141H24ZM27 142V141H26ZM108 142H109V140H108ZM116 142H115V144H116ZM119 142V143H118ZM137 142H135V143H137ZM153 142V141H152ZM175 142V141H174ZM193 142V141H192ZM31 143H27L28 145H30ZM110 143V142H109ZM109 143H107V144H109ZM114 142H112L111 144H113ZM139 143V144H140ZM150 143V141L148 142V143H146V144H149ZM161 143H162V141H161ZM177 143V142H176ZM172 144V145H170L169 147H175L176 145H178V143L177 144ZM199 143V142H198ZM203 143H204V141H203ZM238 143H236L237 145H239ZM0 144H2V143H0ZM31 144V145H32ZM110 144V145H111ZM117 144L115 145V146H117ZM129 144V145H130ZM154 144V143H153ZM188 144V143H187ZM194 144V143H193ZM3 146H4V148H3V146H2V148H0V149H4L5 150V147H7L6 146V144L3 142V144H2ZM9 145V146H10ZM25 145V143H23L22 144V146H24ZM27 145V146H28ZM66 145V146H65ZM102 145V146H101ZM114 145V144H113ZM113 145H111V146H109V145H106V146H108V147H114ZM121 145V146H122ZM137 145H138V143H137ZM143 146L145 145L144 143L142 144ZM150 145V144H149ZM152 145V144H151ZM181 145V144H180ZM182 145H183V143H182ZM201 145H203L202 143H201ZM223 145H225V147L223 148ZM8 146V147H9ZM21 146V147H22ZM105 146V149L107 148V149H109V152H111V153H113L114 151H110V148H108V147H106ZM120 146V147H121ZM132 146V147H131ZM139 146V145H138ZM146 146V145H145ZM185 146H186V144H185ZM187 146H189V145H187ZM186 146V147H187ZM1 147V146H0ZM10 147V148H11ZM16 147V148H15ZM25 147V146H24ZM33 147H30V148H33ZM129 148L131 147V148H133V144L132 145H130V146H128ZM127 147V148H128ZM137 146H135L134 148H136ZM142 146L140 145L139 147H137L136 149L137 150H139L140 148H141ZM152 147V146H151ZM168 147V146H167ZM168 147V148H169ZM9 148V149H10ZM20 148V147H19ZM28 147H26L25 149H27ZM33 148V150H35ZM114 148H116V147H114ZM127 148H125V149H127ZM128 148V150H130ZM134 148L132 149V150H134ZM143 148V147H142ZM145 148H147V146L145 147ZM150 148V147H149ZM182 148V147H181ZM206 148V147H205ZM208 148V147H207ZM240 148V147H239ZM242 148H240V149H242ZM12 149V148H11ZM18 149V148H17ZM15 150L14 152H16V151H18V150ZM21 150H22V148H20ZM24 148H23V152H25L26 150H25ZM36 149V150H37ZM116 149H118V148H116ZM116 149H114V150H116ZM160 149H162V148H160ZM164 149H165V146H164ZM188 149L190 150V154H187V155H185V156H183V158L181 157L180 158V156H178L179 158H177V159H174V160H172L173 161V165H171V163L169 164V166H173L174 167V169H175V172L178 170V169H180V168H182V167H184L185 165H190L191 163H194V162H198V161H202V162H214V160H213V158L215 157H212V156H210V157H212V158H210L209 156H207L206 154H202L201 153V151H203V153H204V151H206V150H202V149H204L203 148V146H200L199 144L197 145H190L189 147H188ZM245 149V148H244ZM25 150V151H24ZM28 151H29V149H27ZM41 150H43V152H41ZM103 150L104 149H101V151L103 152ZM122 150H120L119 149V151L118 150H116V151H118V152H115V153H120V151H122ZM142 150H144V149H142ZM156 150V149H155ZM155 150H153V151H155ZM159 150V149H158ZM157 150V151H158ZM178 150H180V149H178ZM183 150V149H182ZM185 150H186V148H185ZM233 150V149H232ZM245 150V151H246ZM2 150H0V152H1ZM9 151H11V150H9ZM32 151V150H31ZM105 151H107V150H105ZM150 151V150H149ZM152 151V150H151ZM153 151H152V157H153ZM167 151V150H166ZM234 151V150H233ZM238 151H240V150H238ZM2 152H4V151H2ZM12 152V151H11ZM13 152V154H11V153H9V155L11 154L12 155V157H14L13 155H15L16 153H14ZM21 152V151H20ZM34 152H36V151H33L32 153H34ZM38 152V151H37ZM62 152H65L66 154H67V156H66V159H65V157H64V162L62 163V166H59V164H61V163H59V157H60V154L62 153ZM94 152H96L95 154H97L96 156H94L95 154H93ZM108 152V151H107ZM106 152V153H107ZM133 152V151H132ZM186 152V151H185ZM217 152V151H216ZM235 152V151H234ZM242 152V151H241ZM248 152H253V151H248ZM255 152H256V150H255ZM5 153V155H6V153L8 154V152H4ZM3 153V154H4ZM29 154V152H25V154L24 153H22V154H20V155H25V157L27 158V156H29L30 157V155H27L26 156V154ZM39 153H37L38 154V156L39 155H41V154H39ZM65 153H64V155H65ZM99 153H101V152H99ZM115 153H113L114 155H115ZM129 153V154H128ZM134 153V152H133ZM135 153H137V151H135ZM155 153V152H154ZM158 153V152H157ZM162 153V152H161ZM160 153V154H161ZM171 153V152H170ZM173 153V152H172ZM175 153V155H176V152H174ZM187 153V152H186ZM237 153V152H236ZM243 153V152H242ZM262 153V152H261ZM264 153V152H263ZM2 154V153H1ZM31 154V153H30ZM35 154V153H34ZM34 154H32V155H34ZM47 154H45V155H47ZM102 154V156H104V154L103 153H101ZM150 154V152L148 153V155ZM164 154V153H163ZM166 154V153H165ZM169 154V153H168ZM214 155H215V153H213ZM212 154V155H213ZM244 154H246V152L244 153ZM10 155V156H11ZM17 155V154H16ZM15 155V156H16ZM36 155V154H35ZM45 155H41V156H45ZM100 155V154H99ZM114 155H112V154H110L109 153V155L108 156H110L109 157V160H110V158H111V156L113 157ZM117 155V154H116ZM132 155V156H131ZM141 155H142V153H141ZM156 155V154H155ZM154 155V156H155ZM209 155V154H208ZM229 155V154H228ZM241 155V154H240ZM254 155V154H253ZM259 155V154H258ZM261 155V154H260ZM2 156V155H1ZM4 156V155H3ZM41 156L39 157L40 158V160H42L43 158H41ZM62 156V155H61ZM96 157V158H94V157ZM106 156V155H105ZM131 156V157H130ZM145 156V155H144ZM147 156V155H146ZM160 156V155H159ZM162 156V155H161ZM6 157V156H5ZM7 157H9L8 155H7ZM7 157H6V159H7ZM16 157H18V156H16ZM15 157V158H16ZM34 158H35V156H33ZM33 157H30V158H33ZM37 157V156H36ZM115 157V156H114ZM134 157V156H133ZM143 157V156H142ZM151 157V158H152ZM166 157V156H165ZM170 157H173V158H175L174 156H170ZM252 157V156H251ZM258 157V156H257ZM19 158H20V156H19ZM25 158V159H26ZM30 158H29V160H30ZM33 158V159H34ZM103 158V157H102ZM106 158V159H105ZM104 158V160H103V162L105 163V160H106V163L107 162H109V161H107V156ZM124 158V159H123ZM144 158V157H143ZM142 158V159H143ZM154 158V157H153ZM157 158V157H156ZM161 158V157H160ZM160 158H159V160L158 159H156V160H158L157 161V163L158 162H160V163H158V164H161L162 162L160 161ZM229 158H231V156L229 157ZM228 158V159H229ZM240 158H241V156H240ZM260 158H262V156L260 157ZM22 159V158H21ZM24 159V158H23ZM22 159V160H23ZM32 159V160H33ZM45 160V164L44 165H49V164H47V162H48V160L46 159V158H44ZM49 159V160H50ZM113 159V158H112ZM111 159V161H114V160H112ZM133 159H135V157L133 158ZM144 159H146V158H144ZM188 159H190V160H188ZM193 159V160H192ZM234 159V158H233ZM243 159H244V157H243ZM247 159V158H246ZM245 159V160H246ZM253 159V158H252ZM259 159V158H258ZM12 160V159H11ZM16 160V159H15ZM18 160V159H17ZM35 160V159H34ZM38 160V159H37ZM155 160V159H154ZM165 160V159H164ZM170 160V161H171ZM217 160V159H216ZM223 160V159H222ZM225 160V159H224ZM236 160V159H235ZM249 160V159H248ZM260 160V159H259ZM10 161V160H9ZM12 161H14V160H12ZM20 161V160H19ZM27 161H28V158H27ZM60 161V162H61ZM132 161H135V160H131V162ZM145 161H147V160H145ZM153 161V160H152ZM171 161V162H172ZM241 161V160H240ZM244 161V160H243ZM249 161H251V160H249ZM15 162V161H14ZM17 162V161H16ZM15 162V163H16ZM29 162V161H28ZM33 162H35V161H33ZM32 161L31 162H29L30 164L32 163V164H36V163H33ZM95 162H96V165H94L95 164ZM120 162V163H121ZM155 162V161H154ZM153 162V163H154ZM216 162V161H215ZM214 162V163H215ZM234 162V161H233ZM236 162H238V161H236ZM11 163V162H10ZM18 163V162H17ZM21 163H22V161H21ZM23 163H24V161H23ZM39 163V162H38ZM37 163V164H38ZM94 163V164H93ZM97 163L100 165H98L97 166ZM119 163V164H120ZM145 163V162H144ZM150 163V162H149ZM168 163H169V161H168ZM167 163V164H168ZM205 163V164H206ZM214 163H212V164H214ZM223 163V162H222ZM230 163V162H229ZM242 163V162H241ZM251 163H252V161H251ZM258 163H260V162H258ZM26 164H27V162H26ZM36 164V165H37ZM40 164H41V162H40ZM118 164V166H121V165H119ZM141 164V163H140ZM148 164V163H147ZM151 164V163H150ZM156 164V163H155ZM157 164V165H158ZM164 164V166H165V164L166 163H162L161 164V166ZM197 164V163H196ZM204 164V168H207V167H209L210 169H211V165L210 166H206ZM216 164V166H218L217 165V162L215 163ZM228 164V163H227ZM239 164H240V162H239ZM238 164V165H239ZM260 164H262V163H260ZM1 165V164H0ZM12 165H13V163H12ZM19 165H21V166H23V165H25V164H20L19 163ZM36 165H34V168H35V166ZM39 165V164H38ZM138 165V164H137ZM142 165V164H141ZM140 165V166H141ZM149 165V164H148ZM223 165V164H222ZM237 165V164H236ZM235 165V166H236ZM256 165H257V163H256ZM255 164L253 165V166H251V165H245V167L242 169V172H240L241 173V175L240 174H237L236 172H238L236 169H235V171L236 172H233L234 174H231V177H233L234 175H235V173H236V175H239L238 176V178L239 179H242V180H245V178H247V177H255V175H252V174H254L255 172H256V174H261L260 173V169H258L257 168V166H256ZM6 166H7V164H6ZM6 166H4V167H6ZM17 166H18V164H17ZM17 166H16V168L15 169H17ZM26 166H28V165H26ZM40 166V165H39ZM42 166V165H41ZM87 166H88V168H87ZM110 166H112V167H110ZM126 166H128V167H126ZM132 166H133V168H132ZM155 166V165H154ZM159 166V165H158ZM169 166H167V168L169 167ZM199 166H201V165H199ZM202 166H203V164H202ZM214 166V165H213ZM215 166V167H216ZM220 166V165H219ZM225 166V165H224ZM240 166V165H239ZM242 166H244V165H242ZM256 166V167H255ZM1 167H3V163H2V165H1ZM13 167V166H12ZM15 167V166H14ZM25 167V166H24ZM30 167V169L32 170V168H31V166H29ZM42 167H44V166H42ZM49 168H50V166H48ZM54 167V168H55ZM93 167V168H92ZM103 167V168H104ZM115 167V169H117L116 168V166H114ZM131 167V169H129ZM148 167H153L152 166V164L150 165V166H147V168ZM186 167V166H185ZM19 168V167H18ZM21 168V167H20ZM26 168V167H25ZM25 168H24V170H25ZM39 168V167H38ZM47 167H45V169H46ZM54 168L52 169V171L50 172L49 170L50 169H46V170H48L49 172V175H50V173L52 174V175H50V183L49 182H47L46 183V185L49 183V185L50 184H53L52 183V181H51V176L53 177V175H55L54 174V171H56V170H54ZM59 168V169H60ZM90 168V169H89ZM120 168V167H119ZM136 168V167H135ZM155 168V167H154ZM153 168V169H154ZM162 168V167H161ZM171 167H169V169H170ZM242 168V167H241ZM260 168V167H259ZM2 169V168H1ZM5 169V168H4ZM14 169V170H15ZM22 169H23V167H22ZM21 169V170H22ZM27 169V168H26ZM36 169V168H35ZM34 169V171L36 172V170ZM40 169V168H39ZM43 169V168H42ZM56 169V168H55ZM133 169V170H132ZM150 169H152V168H150ZM153 169H152V171H153ZM172 169V168H171ZM184 169V168H183ZM209 169V170H210ZM220 169H221V167H220ZM227 169V168H226ZM9 170H10V168H9ZM12 170V169H11ZM20 170V169H19ZM20 170V171H21ZM45 170V171H46ZM146 170V169H145ZM185 170V169H184ZM203 170V169H202ZM225 170V169H224ZM2 171V170H1ZM13 171V170H12ZM23 171V170H22ZM26 171V170H25ZM44 170H43V172H45ZM156 171V170H155ZM162 171V170H161ZM173 171V170H172ZM179 171V170H178ZM178 171H177V173H178ZM181 171H183L182 169H181ZM180 171V172H181ZM191 171H193V170H191ZM198 171V170H197ZM201 171V170H200ZM204 171H205V169H204ZM204 171H203V173H204ZM212 171V170H211ZM219 171V170H218ZM226 171V170H225ZM228 171V170H227ZM231 170H229V172H230ZM239 171H240V168H239ZM5 172V171H4ZM3 172V173H4ZM7 172H11V171H7ZM7 172H5L6 173V175L8 176L9 174H7ZM15 171H13V173H14ZM28 172V171H27ZM30 172V171H29ZM47 172V171H46ZM63 172H65V171H63ZM165 172V171H164ZM229 172H227V174L229 175L230 173ZM12 173V172H11ZM10 173V174H11ZM41 173V172H40ZM40 173H38V175L40 174ZM162 172H160V174H161ZM174 173V172H173ZM173 173L171 174L172 175V177L171 176H167L166 175V177L168 178V177H171V179L172 180H174L175 178H174V175H173ZM208 173V172H207ZM212 173V172H211ZM222 173V172H221ZM2 174V173H1ZM17 174H19V172L17 173ZM23 175H24V173H22ZM21 173L19 174V175H22ZM42 174V173H41ZM46 175H48L47 173H45ZM106 174V175H105ZM110 174V173H109ZM156 174H159L158 172L156 173ZM165 174V173H164ZM181 174V173H180ZM183 174V173H182ZM186 174V173H185ZM189 173H187V175H188ZM4 176H5V174H3ZM12 175V174H11ZM22 175V176H23ZM26 175V174H25ZM170 175V174H169ZM187 175H184L183 174V176H185L186 177V179H185V177H182V175H181V177L182 178H184L183 180H185V181H187V178H188V176ZM194 175V174H193ZM203 175V174H202ZM201 175V176H202ZM233 175V176H232ZM235 175V176H236ZM42 176V175H41ZM151 176V175H150ZM160 176V175H159ZM175 176H177V175H175ZM178 176H179V179H178ZM178 176L176 177L178 180V183L180 182V180H182V178L180 179V175H179V173H178ZM196 176V175H195ZM200 176V177H201ZM204 176V175H203ZM209 176V175H208ZM234 176V178L236 179V177ZM262 176V175H261ZM261 176H258L259 178L261 177ZM6 177V176H5ZM37 177V176H36ZM43 177H45L44 175H43ZM47 177V176H46ZM158 177V176H157ZM163 177V176H162ZM210 177V176H209ZM209 177H206V178H209ZM7 178V177H6ZM5 178V179H6ZM21 178V177H20ZM39 178H40V176H39ZM38 177L37 178H35L34 177V179L36 180V179H39ZM54 178H57L56 176L55 177H53L52 178V180H54ZM107 178V179H106ZM145 178V177H144ZM167 178H166V182H167ZM216 178V177H215ZM230 178V177H229ZM237 178V179H238ZM163 179V178H162ZM194 179V178H193ZM201 179H202V177H201ZM221 179V178H220ZM231 179V178H230ZM234 179V180H235ZM256 179H257V177H256ZM35 180H34V183H35ZM47 180V179H46ZM160 180V179H159ZM170 179H168V181H169ZM171 180V181H172ZM188 180H189V178H188ZM223 180V179H222ZM233 180V179H232ZM232 180H231V182H232ZM233 180V181H234ZM249 180L252 182L253 180H251V178L250 179H248V180H246V182H249ZM259 180H261L260 181V183H259V181H258V189L257 190H252L251 191V193H253V191H254V193L256 194V195H254L255 197H253V196H248L247 194V192H245V191H241V192H239V191H237V192H234L233 190V187H235V185L232 187V191L233 192H225V193H222L223 192V190H221V192H219V194L217 195V202H219L220 204H221V206L220 207H223V209H224V212L223 213H225V218L223 217V219L221 220V222H219V221H217V223L215 222V224L216 225H214V233H223V231H227V229H228V231H236L237 229H240V227L237 225V224H235L234 223V219L235 218H237L236 217V215H237V213L235 214L234 212H233V208L231 209V208H229V207H227L228 206V204L230 203V202H233L232 200H234V199H236V197H239V196H241V198H238V199H241V202H243V198L246 200V199H248L249 200V198L248 197H251V198H254L256 201H258V208L256 207L255 208V203L253 204V206L254 207H252V208H250V207H248V208H245V209H240V212H239V210H238V212L240 213V216L241 217H244L245 215H246V213L247 212H249L250 210H252V217H256L257 218V220L255 221L254 219H256V218H252L251 219V221L249 222V223H247V226H248V228H254L255 230H257V231H259V232H264V219L261 217L262 215V211L260 210V209H262V208H264V182H262L263 180H264V168H263V180H262V178L261 179H259ZM48 181V180H47ZM170 181V182H171ZM220 181V180H219ZM224 181V180H223ZM230 181V180H229ZM239 181V180H238ZM256 181V180H255ZM5 182V181H4ZM36 182H38V181H36ZM55 182V181H54ZM161 182V181H160ZM170 182H168V183H170ZM174 183H175V180L173 181ZM182 182V184H185L186 182H184V181H181ZM190 182V181H189ZM188 182V183H189ZM199 182V181H198ZM212 182V181H211ZM216 183L218 182V181H215ZM214 182V183H215ZM226 182V181H225ZM230 182V183H231ZM237 183V181H234V183ZM239 182H241V181H239ZM243 182V181H242ZM245 182V181H244ZM262 182V183H261ZM6 183V182H5ZM4 183V184H5ZM150 183V182H149ZM162 183V182H161ZM165 183V182H164ZM164 183H163V187H164ZM168 183H166V184H168ZM172 183V182H171ZM170 183V184H171ZM173 183V184H174ZM177 183V182H176ZM177 183V185L176 186H179V184ZM202 183V182H201ZM200 183V184H201ZM221 183V182H220ZM233 183V182H232ZM254 183V182H253ZM3 183H1V185H3V187H0V191H1V193L2 192H5V191H2L3 190V188L5 187V185H4ZM37 185L39 184V183H36ZM36 184H34V186H36ZM41 184H42V182H41ZM55 184V183H54ZM124 185V186H122L123 188L125 187L126 189V191L125 192H128L129 193V199H130V204L131 205H129L128 203V207H126V209H129L127 212H125L126 211V209L125 208H123L122 210H120L119 209V207H118V205H116L115 204V202L117 201V197L120 195V194H117V192L118 191H115L116 190V188H119V193H122L121 191H123V190H121L120 191V188H121V186L120 187H118L119 185ZM153 184V183H152ZM181 184V183H180ZM249 184V183H248ZM154 185V184H153ZM151 186V187H154V186ZM169 185V184H168ZM167 185V186H168ZM175 185V184H174ZM174 185H172V187L174 186ZM242 185V184H241ZM34 186H32V187H34ZM39 186V185H38ZM117 186V187H116ZM158 186V185H157ZM162 186V185H161ZM171 186V185H170ZM176 186H174V187H176ZM181 186V185H180ZM246 186H247V184H246ZM245 186V187H246ZM256 186H257V184H256ZM255 186V187H256ZM10 187V186H9ZM41 187V186H40ZM39 187V188H40ZM45 187V186H44ZM43 187V188H44ZM50 187L52 188L53 186H46V188L48 189L49 188V190H50ZM156 187V186H155ZM154 187V188H155ZM184 187V186H183ZM200 187V186H199ZM237 187V186H236ZM239 187H240V185H239ZM238 187V188H239ZM255 187H254V189H255ZM16 188V187H15ZM20 188V186L19 187H17V189H19ZM36 188V187H35ZM35 188H33L34 190H35ZM38 188V187H37ZM54 188V187H53ZM123 188H121V189H123ZM222 187H220V189H221ZM231 188V187H230ZM257 188V187H256ZM2 189V190H1ZM151 189V188H150ZM165 189V188H164ZM164 189H162V190H164ZM178 189V187H176V190ZM189 189V188H188ZM214 189H216L215 188V186H214ZM218 189V188H217ZM219 189V190H220ZM225 189H226V187H225ZM236 189V188H235ZM244 189V188H243ZM5 190V189H4ZM33 190V191H34ZM37 191H38V189H36ZM35 190V191H36ZM43 190V189H42ZM49 190H46L45 189V191H49ZM137 190V189H136ZM166 190V189H165ZM164 190V191H165ZM167 190H169V189H167ZM171 190V189H170ZM169 190V191H170ZM172 190H173V188H172ZM171 190V191H172ZM181 190H183V189H181ZM192 190V189H191ZM207 190V189H206ZM230 190V189H229ZM13 191V190H12ZM14 191H16V190H14ZM17 191H20V190H17ZM32 191V190H31ZM184 191V190H183ZM187 191V190H186ZM197 191V190H196ZM195 191V192H196ZM199 191V190H198ZM218 191V190H217ZM224 191H227V190H224ZM114 192H116V194L114 193ZM124 192V191H123ZM151 192V191H150ZM177 192V191H176ZM188 192V191H187ZM200 192V191H199ZM206 192V191H205ZM215 192V191H214ZM54 193V192H53ZM53 193H50L51 194V196H53L52 194ZM164 193V192H163ZM168 193V192H167ZM173 193H174V191H173ZM178 193V192H177ZM181 193H183V192H181ZM194 193V192H193ZM192 193V194H193ZM222 193V194H221ZM247 193V194H246ZM250 193V194H251ZM4 194V193H3ZM18 194V193H17ZM47 194H48V192H47ZM146 194V193H145ZM158 194V193H157ZM184 194V193H183ZM199 194V193H198ZM198 194H195V195H198ZM245 194L247 195V196H245ZM37 196V193H34V195L33 196ZM40 195V194H39ZM118 195V196H117ZM140 195V194H139ZM143 195V194H142ZM172 195V194H171ZM190 195V194H189ZM210 195V194H209ZM35 196V197H36ZM48 196H49V194H48ZM51 196H50V198L49 199H51ZM144 196V195H143ZM147 196H148V194H147ZM147 196H145V197H147ZM157 196H160V195H157ZM166 196V195H165ZM172 196H174V195H172ZM175 196H177V195H175ZM194 196V195H193ZM243 196V197H242ZM47 197V196H46ZM54 197V196H53ZM161 197V196H160ZM167 197V196H166ZM186 197V196H185ZM205 197V196H204ZM1 198V197H0ZM48 198V197H47ZM153 198L154 197H152V200H153ZM162 198V197H161ZM176 197H174V199H175ZM182 198H184V197H182ZM190 198V197H189ZM193 198V197H192ZM198 198H200L199 196H198ZM197 198V199H198ZM209 198H211L210 196H209ZM251 198H250V200H251ZM46 199V198H45ZM141 199V198H140ZM144 199V198H143ZM157 199V198H156ZM155 199V200H156ZM177 199V198H176ZM188 199V198H187ZM19 199H17L16 198V201H14L15 203H16V205H11V206H15L16 208H14V210H12V211H5L6 209H8V208H4V205H3V203H1V205L0 206H3V207H1L0 208V222L2 223L1 224V226L3 227V228H1V229H5V228H7V227H10V224L11 223H15L16 225H19V226H17V227H19V230H22V231H24V232H26L25 230H30L29 228L32 226L33 228H34V230L33 231H35V229H36V231H37V228H38V220L36 219V217L33 215L34 213H36V215H37V212H33L32 211V209L34 210L35 208H33L32 207V209H31V211L33 212V214L31 213V211L30 212H28L26 209H23L22 207H24V205H23V203H18L19 201H18ZM136 200V199H135ZM168 200V199H167ZM172 200V199H171ZM180 200V199H179ZM183 200V199H182ZM186 200V199H185ZM184 200V201H185ZM211 200V199H210ZM214 201H216L215 199H213ZM246 201V202H250V200L249 201ZM18 201V202H17ZM145 201V200H144ZM162 201H163V199H162ZM164 201H166V200H164ZM194 201V198H193V200H192V202ZM195 201H197V200H195ZM240 201V200H239ZM253 201V200H252ZM0 202H2V201H0ZM9 202V201H8ZM139 202H141V201H139ZM160 202V201H159ZM169 202V201H168ZM175 203H176V201H174ZM173 202V203H174ZM183 202V201H182ZM191 202V201H190ZM189 202V203H190ZM191 202V203H192ZM235 202H237V201H235ZM245 202V203H246ZM11 203H12V201H11ZM47 203V202H46ZM137 203V202H136ZM153 203V202H152ZM166 203V202H165ZM174 203V204H175ZM179 203H181V202H179ZM188 203V204H189ZM210 203V202H209ZM211 203H213V202H211ZM238 203V202H237ZM6 204H7V202H6ZM18 204V205H17ZM23 206H22V205ZM67 204V203H66ZM187 204V203H186ZM192 204H194V203H192ZM195 204H199L198 203V201H197V203H195ZM203 204V203H202ZM208 204V203H207ZM234 204V203H233ZM242 204V203H241ZM244 204V203H243ZM9 205H10V203H9ZM26 205V204H25ZM28 205H30V204H28ZM31 205H33V204H31ZM31 205L30 206H28L29 208L31 207ZM140 206H141V204H139ZM138 205V206H139ZM149 205V204H148ZM182 205V204H181ZM189 205H191V204H189ZM196 205V206H197ZM199 205H201V204H199ZM198 205V206H199ZM204 205V204H203ZM210 205V204H209ZM213 205V204H212ZM215 205V204H214ZM217 205V204H216ZM219 205V204H218ZM237 205H240V204H237ZM244 205H246L247 206V204H244ZM243 205V206H244ZM8 206V205H7ZM49 206V205H48ZM137 206V205H136ZM139 206V207H140ZM143 206V208H144V205H142ZM164 206V205H163ZM171 206V205H170ZM175 206V205H174ZM183 206V205H182ZM187 206V205H186ZM192 206V205H191ZM197 206V207H198ZM235 206V205H234ZM242 206V205H241ZM28 207L27 206H25L24 208H27L28 209ZM153 207V206H152ZM178 207V206H177ZM202 207V206H201ZM205 207V206H204ZM218 207V206H217ZM236 207V206H235ZM65 208H66V206H65ZM142 208V207H141ZM169 208V207H168ZM173 208V207H172ZM175 208V207H174ZM188 208V207H187ZM213 208V206L211 207V209ZM250 208V209H249ZM47 209H49V208H47ZM125 209V211L124 212H122L123 210ZM189 209V208H188ZM199 209V208H198ZM236 208H234V210H235ZM9 210H10V206H9ZM145 211H146V209H144ZM194 210V209H193ZM195 210H197V208L195 209ZM263 211H264V209H262ZM52 211V210H51ZM54 211V210H53ZM144 211V212H145ZM166 211V210H165ZM202 211V210H201ZM204 211V210H203ZM205 211H206V209H205ZM212 211V210H211ZM48 212V211H47ZM153 212V211H152ZM182 212V211H181ZM190 212L192 213V211H191V208H190ZM196 212V211H195ZM245 212V213H244ZM251 212V211H250ZM31 213V214H30ZM50 213V212H49ZM146 213V212H145ZM156 213V212H155ZM165 213H167V212H165ZM168 213H169V211H168ZM194 213V212H193ZM221 213V212H220ZM238 213V214H239ZM242 213V214H241ZM52 214H53V212H52ZM84 214H82V215H84ZM195 214V213H194ZM196 214H197V212H196ZM205 214V213H204ZM208 214V213H207ZM250 214V213H249ZM248 213H247V215H249ZM48 216H46V217H49V214H47ZM152 215V214H151ZM184 215H186V214H184ZM190 215V214H189ZM216 215H218V214H216ZM246 215V216H247ZM52 215H50V217H51ZM146 216H147V214H146ZM150 216V215H149ZM173 216V215H172ZM187 216V215H186ZM203 216V215H202ZM245 216V217H246ZM250 216L251 215H249V218L248 219H250ZM140 217V216H139ZM148 217V216H147ZM164 217V216H163ZM215 217V216H214ZM214 217H212V218H214ZM53 218V217H52ZM151 218V217H150ZM216 218V217H215ZM214 218V220H217V219H215ZM238 218H240L239 217V215H238ZM247 218V217H246ZM39 219V218H38ZM46 219V218H45ZM81 219V218H80ZM219 219H221V218H219ZM242 219V218H241ZM47 220H50V219H47ZM171 220V219H170ZM213 220V219H212ZM261 220V221H260ZM52 221V220H51ZM146 221H148V220H146ZM242 221H243V223H244V220L242 219ZM246 221V220H245ZM54 222V221H53ZM149 222V221H148ZM171 222H173L172 220H171ZM206 222V221H205ZM214 222V221H213ZM7 224V227H6V224ZM46 223V222H45ZM49 223V222H48ZM78 223V222H77ZM153 223V222H152ZM174 223V222H173ZM241 223V222H240ZM246 223V222H245ZM13 224H11V225H13ZM14 224V225H15ZM49 224H51V223H49ZM53 224V223H52ZM72 224V223H71ZM149 223H146V225L144 224H142L143 226H149L148 225ZM9 225V226H8ZM43 225V224H42ZM44 225H46V224H44ZM75 225V224H74ZM156 225V224H155ZM158 225V224H157ZM166 225V224H165ZM244 225V224H243ZM0 226V227H1ZM5 226V227H4ZM140 226H141V224H140ZM161 226V225H160ZM206 226V225H205ZM241 227H242V225H240ZM12 227H13V229H16V231H17V229L18 228H14V226H11V228L10 229H12ZM16 227V226H15ZM21 227V228H20ZM25 227H28V228H25ZM53 227V226H52ZM72 227V226H71ZM79 227V226H78ZM134 227V228H135ZM156 227V226H155ZM165 227V226H164ZM167 227V226H166ZM171 227V226H170ZM224 227V228H223ZM227 229H226V228ZM245 227V226H244ZM44 228H46V227H44ZM203 228V227H202ZM243 228V227H242ZM242 228H241V230H242ZM1 229H0V231H1ZM9 229V230H10ZM143 229V228H142ZM145 229V228H144ZM159 230H160V228H158ZM175 229V228H174ZM185 229V228H184ZM225 229V230H224ZM6 230V229H5ZM4 230V231H5ZM43 230V229H42ZM147 230H148V227H147ZM146 230V231H147ZM154 230V229H153ZM164 230V229H163ZM167 230V229H166ZM11 231V230H10ZM15 231V230H14ZM15 231V234L16 233H18V232H16ZM22 231H20V232H22ZM40 231V230H39ZM80 231V230H79ZM158 231V230H157ZM249 231V230H248ZM6 232V233H5ZM5 232H3V234L5 233V235H1V233H0V240H2V241H8L10 238H12V235H14L13 233H12V235H10V233L11 232H9L8 234H7V232L8 231H5ZM24 232H23V234H21L22 236L24 235ZM31 233H34V232H32V231H30ZM30 232H29V234H30ZM45 232V231H44ZM75 232H77V230L75 231ZM84 232V233H85ZM114 232V231H113ZM165 232H167V231H165ZM242 231H240L239 233H241ZM252 232V231H251ZM26 233H28V232H26ZM36 233V232H35ZM35 233L33 234V235H35ZM38 233V232H37ZM36 233V234H37ZM39 233H41V232H39ZM155 233H156V231H155ZM159 232H157V234H158ZM161 233V232H160ZM159 233V234H160ZM171 233V232H170ZM18 234H20V233H18ZM28 234V235H29ZM157 234H155V237H156V235ZM225 233H223V235H224ZM227 234V233H226ZM238 234V233H237ZM244 234V233H243ZM10 235V238L8 237ZM28 235H24L25 236V238H29L30 237V235H29V237H28ZM33 235H31L32 237H33ZM40 235V234H39ZM222 235V236H223ZM22 236H20V237H22ZM24 236H23V238H24ZM36 236V235H35ZM87 236V235H86ZM99 236V237H100ZM158 236V235H157ZM183 236V235H182ZM226 236V235H225ZM15 237H16V235H15ZM15 237H13V239L15 238ZM17 237H18V235H17ZM42 237V236H41ZM154 237V238H155ZM160 237V236H159ZM186 237H187V235H186ZM185 237V238H186ZM227 237V236H226ZM225 237V238H226ZM23 238H21L22 240H24ZM36 238V237H35ZM34 237H33V240L35 239ZM170 238V237H169ZM172 238V237H171ZM175 238V237H174ZM173 238V239H174ZM178 238H180V237H178ZM17 239H19V238H17ZM20 239V240H21ZM30 239V238H29ZM29 239H27V240H29ZM156 239V238H155ZM155 239H153V240H155ZM177 239V238H176ZM176 239H175V241H176ZM183 239V238H182ZM187 239V238H186ZM185 239V240H186ZM256 239H258V238H256ZM10 240H12V239H10ZM26 240V239H25ZM31 240V239H30ZM37 240H38V238H37ZM41 240V239H40ZM40 240H38V241H40ZM111 240V239H110ZM164 240V239H163ZM163 240H162V242H163ZM178 240V239H177ZM188 240V239H187ZM186 240V241H187ZM230 240V239H229ZM263 240V239H262ZM261 240V241H262ZM1 241V242H2ZM16 241V240H15ZM32 241V240H31ZM37 241V242H38ZM52 241V240H51ZM91 241V240H90ZM159 241V240H158ZM161 241V240H160ZM174 241V240H173ZM179 241V240H178ZM9 242V241H8ZM36 242V243H37ZM88 242V241H87ZM92 242V243H93ZM111 242V241H110ZM164 242H165V240H164ZM229 242V241H228ZM4 243V242H3ZM11 243V242H10ZM15 243V242H14ZM16 243H18V241L16 242ZM15 243V244H16ZM25 243H27V242H25ZM25 243H23V241L21 242V244H22V246H23V244L24 245H26ZM30 245L31 244H33V243H30V242H28ZM35 243V244H36ZM41 243V242H40ZM86 243V242H85ZM149 243V242H148ZM156 243V246L157 245H159V244H157L158 242L156 241L155 242ZM172 243H174V242H172V240H171V243L169 242V243H165V246H167V247H169ZM259 243H260V241H259ZM263 243V242H262ZM262 243H260V246H261V244ZM8 246H7V245ZM6 244H0V245H5L6 246V248H0V249H3V250H5V251H7V249H9V246H11L12 244H10L9 245V243H6ZM21 244H17V245H19V247H21L20 245ZM38 244V243H37ZM36 244V245H37ZM112 244H113V241H112ZM163 244V243H162ZM170 244V245H169ZM176 244V243H175ZM178 244V243H177ZM34 245V244H33ZM39 245V244H38ZM37 245V247H39ZM43 245V244H42ZM41 245V246H42ZM89 245V244H88ZM110 245V244H109ZM149 245V244H148ZM155 244H153V246H154ZM161 245V244H160ZM179 245V244H178ZM229 245V244H228ZM240 245V244H239ZM238 245V246H239ZM247 245H248V243H247ZM13 246H15V245H13ZM35 246V245H34ZM33 246V247H34ZM91 246H92V244H91ZM172 246H174L173 244H172ZM177 246V245H176ZM218 246V245H217ZM244 246H246L245 244H244ZM257 246V245H256ZM256 246H255V248H256ZM36 247V246H35ZM86 247V246H85ZM152 247V246H151ZM151 247H150V249H151ZM155 247V246H154ZM157 247H159V246H157ZM162 246H160V248H161ZM179 247V246H178ZM225 247V246H224ZM227 247V246H226ZM236 248V246H233V248ZM240 247V246H239ZM242 247V246H241ZM240 247V248H241ZM22 248V247H21ZM20 248V249H21ZM163 248V247H162ZM166 248V247H165ZM165 248H163V249H165ZM183 248V247H182ZM215 248V247H214ZM260 248H262V247H260ZM16 249V248H15ZM18 249V248H17ZM41 249V248H40ZM48 249V248H47ZM91 249V248H90ZM92 249H94V247L92 248ZM148 249V248H147ZM152 249H153V247H152ZM177 249V248H176ZM179 249V248H178ZM184 249V248H183ZM182 249V250H183ZM216 249H218V248H216ZM229 249V248H228ZM243 249H245L244 247H243ZM246 249H247V247H246ZM259 249V248H258ZM258 249H257V251H258ZM3 250H1L0 251V253H3ZM10 250H12V249H9V251ZM37 250V249H36ZM88 250V249H87ZM174 250H175V248H174ZM174 250H172V252L171 253H174L173 251ZM212 250V249H211ZM230 250V249H229ZM235 250V249H234ZM240 250V249H239ZM177 251V250H176ZM193 251V250H192ZM16 252V251H15ZM240 252H242V250L240 251ZM12 253V252H11ZM38 253V252H37ZM180 253V252H179ZM234 253V252H233ZM237 253V252H236ZM245 253V252H244ZM252 253V252H251ZM259 253V252H258ZM5 254V253H4ZM3 254V255H4ZM204 254H206V253H204ZM243 254V253H242ZM263 254H264V252H263ZM1 255V254H0ZM178 255V254H177ZM207 255V254H206ZM235 255H237V254H235ZM259 255V254H258ZM242 256V255H241ZM246 256V255H245ZM248 256V255H247ZM260 256V255H259ZM259 256H258V258H259ZM207 257V256H206ZM0 258H2L1 256H0ZM245 258H247V257H245ZM249 258V257H248ZM261 258V257H260ZM264 258V257H263ZM3 260V259H2ZM0 261V264H3L4 263V261ZM240 260H241V258H240ZM260 260V259H259ZM5 264V263H4Z\"/></svg>",
  "mask_w": 264,
  "mask_h": 264
}]
</instances>
